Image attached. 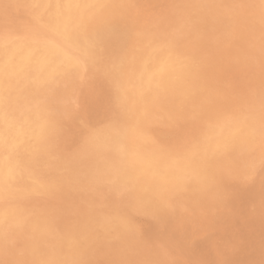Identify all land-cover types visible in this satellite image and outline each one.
<instances>
[{
    "label": "rangeland",
    "instance_id": "obj_1",
    "mask_svg": "<svg viewBox=\"0 0 264 264\" xmlns=\"http://www.w3.org/2000/svg\"><path fill=\"white\" fill-rule=\"evenodd\" d=\"M20 1L21 0H10V1L9 0H5V1L0 0V6H1L0 7V13L3 11V13H1L2 15L0 14V53H4V52L7 53L8 52V53H11L12 55H14L15 53L18 52V50H21L23 48H26L28 50L30 49L29 51L36 50L38 48L37 46H40L41 43H44L45 41L47 42L49 35L52 37V38L50 37V39H53V35H51L52 34L51 23L49 22L50 15L47 13L50 12L49 11L50 4L52 2H55L58 0H50V1L49 0H41V1L40 0H30V2L31 1L32 2L31 3L28 2V4H27L26 0H25V2H23L24 0H22L21 2ZM27 1H29V0H27ZM251 1H252V3H251ZM227 2H228V4H227ZM19 3H21L25 7H23ZM25 3L27 6L28 5L29 6L27 7L25 5ZM242 3H243V5H242ZM31 4L33 6L32 8L30 7ZM99 6H100V4L98 5L97 12L94 14L93 18H90V20L88 22H85V24L88 26L87 32H88L89 40L92 43V49H93L91 52L92 54L91 53H89L87 55L81 54V52L82 53L84 52L83 49L72 50L71 52H74L73 55H75L76 58H77V56L79 58H82L81 56L84 57V58H82L83 60L80 59L81 62H79V60H78V67L75 70H72L71 72H67L63 76V78L60 81L61 85L59 87L53 85L52 83H49L46 85V89H49L46 92L47 93L49 92L56 99V104L58 105V106L55 105L56 110L53 109V111H55L54 112V118H53L54 129L52 130V132L50 134V138H49V144L51 147V154H52V157L54 160H57L59 162H64V163L66 162V165L68 166V169H69V171H67L68 180L63 181L62 178L64 176L61 178H56V180L54 182L58 183L57 185L59 187H57L58 189L55 192H44L41 190L38 191V189H34V190L26 191L20 195L10 196L9 198H4V199L0 198V203H3L5 207L13 209V207H11V206L14 204L13 205L14 209L19 210V216H18L19 218L17 217V219L8 218V217H7V219L5 217H3L2 218L3 221H2V219H0V235H1V237H0V240H1V242H0V247H1L0 248V264H11V263L12 264H20V262H21V264H24L25 261H26L25 264H44L43 259L44 258L46 259L48 257V255H52V254H53L52 256L54 257V259H57L59 261L61 260L60 262H62V264H73V262H74V264H87V263L88 264H98V263H101V264H106V263H108V264H125V263L126 264H147V263L148 264L149 263L150 264H157V263H159V264H162V263L163 264H168V263L169 264H174V263L175 264H178V263L179 264H205V263L206 264H210V263L211 264H214V263H216V264H228L229 262H230L229 264H235V263L238 264L240 261L242 263H239V264H255V263L260 264V263H264V238H263L264 237V226H263L264 223H262V222H264V218H263L264 217V212H263L264 211V198L262 197V195H260L263 192V196H264V186H262V185H264V181H263L264 180V146H263L264 145V140H263L264 139V129L261 130L262 131V139L259 141L261 143L263 142V144L261 146V143L257 142V144L254 146L253 151H252V157L253 158H251L249 160L242 161V159H239V156L236 154V155H232V157L228 158L227 160L215 162V169H214L215 172L213 174L214 175L213 177L215 179L213 178L212 184L210 185L209 190L204 192V194L203 193L200 195L198 194V195H195L194 197L193 196L192 197H185L183 195H180V196H177L176 198L172 199L171 202H167V201H169V200H167L166 202H164L162 205L158 206L157 208L156 207L154 208L152 206H151L152 208H150V206L148 204L144 205V204H140V203L136 202L137 195H139V191H138L137 187L130 186V185H121L120 186L119 184H117L118 174L123 170V168L126 164V159H124L125 155H124V150H123L126 148L125 147L126 144L121 143L120 140H121V138L122 139L127 138L128 140L130 139L129 138L130 136L128 137V133L131 130V128H132L131 126L134 122L129 121V117L132 116V118H133V115H132V113L134 112L133 110H138L141 106L142 107L145 106V105H142L140 103H139V105H141V106L136 105L138 103H134L135 105H131L132 103H131V101H129L130 95L134 89L133 87L136 88L137 85L145 78V76L147 74V65L150 64L151 61L154 60L160 54L173 53L178 58L179 61H181L182 63L186 64L189 67L190 74L187 78V83H186L187 87L189 86L187 89V92H185V90H182V89L174 88L171 92H168V93H163V94L159 93L157 95H150L148 98L151 99L150 103L153 105H148V109H146L145 108L146 106H145L144 107L145 109L143 108L142 109L143 111L142 110L140 111L141 112L139 114L140 116H144V114L147 115L146 118L144 116V121H143L144 124H142L143 127H141V130H142V132L144 131L143 134L145 136L146 142L153 149H155V150L158 149L157 151H159L160 153H162L166 157H169V158L170 157H176V156L182 154L185 149H189L195 145H198L202 140V136H200V134L203 135L206 131V133L211 132L210 135L211 134L213 135L216 132L217 128L221 126V124L228 122V121H231L232 119L233 120L242 119V118L248 119V117H249L250 119L257 120L259 125H262V127L264 128V125H263L264 124V110H263V108H264V92H263V90H264V72H261V71H264V66H263L264 65V60H263V57H264V52H263L264 51L263 50V48H264V35L262 34V33H264V12H263L264 6H261V0H249V1L248 0H146V1L145 0H134V1H132V0H121L117 4H115L113 7L110 6V9H109V7H105V6L104 7L100 6L101 8H99ZM248 6L249 7L254 6V7L249 8ZM223 9H225V10H223ZM250 9H253V10H250ZM27 11L29 13H27ZM128 12H130V13H128ZM258 12H259L261 17L258 15ZM33 13H35L34 14L35 16L33 15ZM38 13L41 15H39ZM161 13L163 15H161ZM4 14H5V16H3ZM24 14H25V17H24ZM46 15H48L47 16L48 18L46 17ZM15 16H16L17 20H16ZM20 16L23 19L20 18ZM120 16H122V17H120ZM250 16H252V17L250 18ZM28 17L30 18V20L31 19L32 20L30 21ZM45 17L47 19H45ZM248 18H249V20H248ZM250 19H251V21H250ZM35 20L37 22H33ZM38 22H40V24L43 27L40 24H38ZM35 23H37V24H35ZM43 23H44V25H43ZM232 23H234V26ZM236 23H237V25H236ZM240 23H241V25H240ZM243 23H245L246 25ZM9 24H10V26H9ZM31 24H33V25H31ZM211 24L213 25V27H211ZM260 24H262V25H260ZM37 25H38V27H40V26L41 27L38 28ZM243 25H245V26H243ZM47 26L49 29L48 28L46 29ZM161 26H163V27H161ZM228 26H230V27H228ZM246 26L248 28L245 29ZM239 27H241V28L244 27L242 29L247 30V31L243 32L241 28L239 29ZM31 28H33V29L30 30ZM36 29H38V30H36ZM231 30L234 32L236 31L237 34L236 33L234 34V32H232ZM237 30H238L239 34H238ZM250 30H253V33H251L252 31H250ZM32 31L35 32V34ZM44 31H46V32H44ZM248 31H250V32L248 33ZM90 32H91V34H90ZM254 32H255V34H254ZM37 33H39L40 35H42V34L45 35L47 37V39L45 40L46 37L44 38V37H42L43 35L40 36L38 34L40 36V38L42 37L41 40L43 41V42L42 41L38 42L40 40H37V38H38ZM240 33H242V35L244 33L245 34L242 36ZM107 34H109V36ZM207 34H210V35H207ZM252 34H253V36H250ZM22 35H24V36H22ZM28 35H30V36L33 35V36L29 37ZM240 35H241V37H240ZM254 35L255 36L257 35L258 37H255ZM14 37H16V38H14ZM237 37H239V39H237ZM43 38L45 41L43 40ZM261 39H263V42ZM244 40H245V42H244ZM250 40L252 43L250 42ZM259 40L262 43L261 42L259 43ZM29 41L31 43H29ZM234 41H236V43ZM242 41L244 43H241L240 44L241 46H240L239 43ZM231 43H232V45H231ZM245 43H247V44H245ZM22 44H24V45H22ZM31 44H33V45H31ZM234 44H237V46H235ZM242 44L244 47L242 46ZM248 44H250V45H248ZM23 46H25V47H23ZM32 46H34V47H32ZM10 47H11V50H10ZM13 47H15V49ZM18 47H19V49H18ZM223 47L225 48V50L226 49L228 50L227 53L229 52V54L231 56H229L226 53V51H224ZM240 47H242L243 49L242 48L239 49ZM259 47L262 48V51H260L261 49ZM229 49H232V50L230 51ZM250 49H252V50H250ZM150 50H153V51H150ZM251 51H253L252 54H251ZM231 52H232V54H231ZM247 52L250 55H252V58L255 60H251V57L247 54ZM244 53H246V55ZM257 53H259L261 55H259V54L257 55ZM233 54H236V56H234ZM241 54L242 55L244 54L243 55L244 57H242ZM232 55L234 56V58ZM239 56H240V58H239ZM253 56L254 57L257 56L256 58L258 59L259 62ZM260 56H262V57H260ZM208 57L209 58L211 57V58L209 59ZM230 57H232V58L230 59ZM95 58H97V59H95ZM248 58H250V59H248ZM215 59H216V61H215ZM241 59H244V60H242V63L240 62ZM221 61H223V62H221ZM234 61H236V62H234ZM243 61H245L247 63V66H245L246 63ZM252 61L255 62L256 66L254 65V63ZM85 62H87V63L85 64ZM90 62H92L93 64ZM248 62L249 63L251 62V64L252 63L253 64L250 65ZM224 63H226V64H224ZM237 63H238V65H237ZM256 63L257 64L260 63L259 64L260 66L259 65L258 66L261 69L259 67L257 68ZM261 64H262V66H261ZM101 65H103V66H101ZM240 65H241V68H238V67H240ZM248 65L251 68H249V69L246 68V67H248ZM211 66H213V67H211ZM214 66H216V67H214ZM232 66H235V67H232ZM253 66H255L254 69L256 71L253 69ZM93 67H94V69H93ZM110 67H111V69H110ZM210 68H211V70H210ZM227 68L229 69L228 74H226ZM234 68H236V70H235L236 72H234ZM244 68H246V69H244ZM91 69L93 70V73H92ZM206 69H208L209 71ZM223 69H224L225 73H224ZM230 69H232V70L230 71ZM243 70H245V72ZM75 71H77L78 73ZM81 71L82 72L84 71L85 73H87V72L88 73L90 72V73H89V75L84 74V75H86V76H84L83 75L84 72L82 73ZM207 71L210 72L209 75L206 74ZM218 72L221 76L218 75ZM254 72H256L257 75H259V78L256 79V77L254 76V74L256 75V73H254ZM245 73H247V74H245ZM77 74H79L80 76ZM212 75H214V78H216L217 81L213 79ZM215 75H217V76H215ZM208 76L209 77L211 76L212 79H210L211 77L209 78ZM227 77H229V78H227ZM79 78H80V80L81 79L82 80L80 81ZM91 78L93 80H91ZM252 78H254V79H252ZM226 79H227V81H226ZM71 80L72 81L74 80V82H72ZM88 80H89V82H88ZM200 80H201V82H200ZM220 80H223V81H221L222 83L220 82ZM228 80H229V82H228ZM244 80H247V81H244ZM134 81H135V83H134ZM206 81H208V82H206ZM236 81H237V83H236ZM242 81H244V84L246 86L243 84ZM90 82L92 83L91 86H90V84H91ZM126 82H129L131 84H128ZM211 82H213V83H211ZM232 82L236 83V84L232 85ZM240 82H242V83H240ZM246 82L248 85L246 84ZM77 83H79V84H77ZM111 83H113V84H111ZM219 83H221V84L219 85ZM224 83H225V86H224ZM80 84L82 85V87L79 86ZM212 84H214V87L216 86L215 88L217 90L213 87ZM217 84L220 86V88ZM253 84L255 87L253 86ZM125 85H127V86H125ZM229 85H231L230 88H229ZM242 85H243V87H242ZM250 85H252V86H250ZM83 86H85L86 88H84ZM248 86L251 89L250 88L248 89L247 88ZM87 87L88 88L90 87V89H88ZM211 87H212V89H211ZM232 87H236V88L238 87V89L241 87L243 89V91L241 88H240V90H238V89L236 90L233 88V91H232V89H231ZM75 88L76 89L80 88L79 90L77 89L78 92H80V90L82 89L81 90L82 92L77 94L76 93L77 90H74ZM227 88H229L230 90ZM84 89H86V90H84ZM208 90H209V92H208ZM226 90L228 93L226 92ZM122 92H123V94H122ZM254 92H256V93H254ZM258 92H260L261 94H258ZM243 93H244V95H243ZM64 94H65V96H64ZM227 94L231 95V96H227ZM232 94H234V95H232ZM73 95H75V96H73ZM124 95H126V96H124ZM255 95L260 97V98L257 97L259 101L256 99ZM225 96H227V98H225ZM261 96H263V97H261ZM103 97H104V99H103ZM125 97H127V99ZM72 98H76V100H74ZM115 98H116V100H115ZM128 98H129V100H128ZM68 99H70V102ZM200 99H202V100H200ZM232 99H234V101ZM126 100L129 101L130 103L127 102ZM152 100L154 101V103ZM73 101H75L76 104H74L75 102H73ZM221 101H223V102H221ZM237 101H240V102H237ZM242 101H243V103H241ZM249 101H251V102H249ZM59 102H60V104H59ZM82 103H84V104L82 105ZM175 103H176V105H175ZM128 104H130V105H128ZM202 104H204V105H202ZM223 104H225V105H223ZM228 104H230V105L228 106ZM62 105H65V106L63 107ZM158 105H160V106H158ZM5 106L9 107L10 109L9 108L8 109L10 111H11V107H12V110L13 109L15 110V105H11V106L10 105H0V107H1L0 113L2 111V108L6 109ZM118 106L120 108H118ZM149 106H150V108H149ZM232 106H234V107L231 108ZM237 106H239V107H237ZM253 106H255L256 108ZM72 107H73V109H72ZM100 107H102V108H100ZM127 107H128V109H127ZM178 107H180V108H178ZM70 108H71V110H70ZM74 108L79 109L80 113L78 112V110L75 111ZM103 108H105V110ZM130 108H131V110H130ZM151 108H152V110H151ZM153 108H155V110ZM96 109H97V111H96ZM184 109H187V110H184ZM228 109L230 111L232 110L233 112L232 111L230 112ZM14 110H13V112H14ZM62 110H64V111H62ZM72 110L74 112H76V113H74V114H76V117L73 114H70L72 112ZM107 110H109V112H107ZM169 110L171 112H169ZM205 110L208 112L206 113ZM59 111H61L62 114ZM119 111L122 112L121 117L118 116V115H120ZM144 111H147L148 113H145ZM183 111L184 112L187 111L189 114L190 113L191 114L189 115V114H187V112H185V114H184ZM193 111H195V112H193ZM217 111H218V114H217ZM95 112H96L97 116L95 115ZM152 112H154V113H152ZM223 112H224L225 118H223L224 117ZM56 113H58V114H56ZM68 113L70 114V116L71 115L72 116L70 117ZM108 113H110V114H108ZM180 113H182L183 115ZM197 113L199 115H197ZM201 113H202V115H200ZM211 113L215 117L212 116ZM231 113H234V115H231ZM103 114H106V115H104V117H103ZM124 114H125V116H123ZM129 114H130V116H129ZM206 114L208 116L211 115L215 120L213 118L212 119L209 118ZM219 114H221V115H219ZM64 115H66V116H64ZM101 115H102V117H101ZM126 115H128V116H126ZM216 115H218V116H216ZM204 116H207V117H204ZM73 117H75V118H73ZM117 117H119V119ZM125 117H126V119L128 117V119L126 121H127V123H129V125H127V124L125 125L126 121H125V123H123V121L125 120ZM198 117H200V118H198ZM201 117L204 118V121ZM217 117L218 118L220 117V118L218 119ZM122 118H123V120H122ZM132 118H130V119H132ZM154 118L157 120L159 119V120L155 122ZM208 118H209V120H212V122H208L209 121ZM226 118L228 120H226ZM150 119L153 120V123L155 122L156 124H153ZM171 119H172V122H169ZM183 119L185 120V122L183 121ZM74 120L76 122L73 123L72 121H74ZM206 120H208V121H206ZM62 121H63V123H62ZM148 121L151 123V124L150 123H148V124L150 126L152 125L150 128H149V125L144 126V125H147ZM160 121H162L161 124L159 123ZM191 121H192V123H191ZM66 122L68 123V125L66 124ZM117 122H118V125H117ZM145 122H146V124H145ZM163 122H165V123H163ZM166 122H168V123H166ZM178 122L179 123L181 122L180 125H181V127L183 126V128L180 127ZM216 122H218V123H216ZM120 123H121V125H120ZM92 124H94V125H92ZM169 124L170 125L177 124L178 127L176 125L170 126ZM62 125H63V128L65 126H67V127H65L63 129ZM154 125L155 126L158 125V126L154 127ZM159 125H161V126H159ZM168 125L170 126V129L168 128ZM208 125H210V126H208ZM211 125H214V126H211ZM83 126L85 128L88 127V129H84ZM164 126L167 129H165ZM120 127H122V128L124 127L123 131L121 130L122 128H120ZM162 127H164V128H162ZM187 127H188V131H187ZM57 128H58V131H57ZM69 128H70V130H68ZM82 128L84 131L83 130L81 131ZM90 128H91V131H89ZM145 128H146V131H145ZM212 128L214 130H212ZM103 129H105V130H103ZM147 129H148V131H147ZM181 129H182V131H181ZM61 130H64V131H61ZM120 130H121V132H120ZM169 130H172V132ZM177 130H179L180 132ZM201 130H203V131H201ZM70 131H72V132H70ZM160 131H162L164 133H162ZM65 132L67 134H70L71 136L70 135L67 136ZM79 133H80V135H79ZM112 133L115 136L110 135ZM167 133H169V134H167ZM180 133L183 135H180ZM174 134H177V135H174ZM193 134H196V135H193ZM149 135L155 139H152ZM188 135H189V137H188ZM197 135L199 137H196ZM58 136H59V138H57ZM74 136L76 137V139ZM111 136H113V137H111ZM73 137H74V140H73ZM93 137L97 138V139H101V141H96L91 145L89 143V140L91 141V138H93ZM147 137L149 139H146ZM171 137H173V138H171ZM70 138H72V139H70ZM190 138H191V140H190ZM151 139L153 141H151ZM168 139L169 140L171 139L172 143ZM72 140L74 141V144H73ZM162 140H163V142H161ZM197 140L199 142H197ZM157 141L159 143H157ZM152 142H154V143H152ZM155 143H157V144H155ZM161 146L163 147V150H162ZM169 146H170V148H168ZM260 148L263 150H261ZM79 149H80L81 153H80ZM164 150L166 152H164ZM178 150H180V151H178ZM260 150L262 152H260ZM185 151H187V150H185ZM86 152H87V154H86ZM258 153H260V154H258ZM110 154H111V156H110ZM116 157L118 158V160L116 159ZM254 157L256 158V161L254 160L255 159ZM119 158H121V159H119ZM259 158H260V160H259ZM228 160H230V161L227 162ZM239 160H241V161H239ZM257 160H258V163H256ZM118 161H120V162L118 163ZM250 161H252V162H250ZM223 162H225V163H223ZM248 162L250 164L252 163V166ZM259 162H260V164H259ZM253 163L254 164L256 163L255 164L256 166H254ZM238 165H239V167H238ZM244 165H246V166H244ZM233 166H234V168H233ZM44 168L47 169V168H49V166L46 165ZM117 168H119V169L116 170ZM240 169H242V170H240ZM248 169L250 170V172ZM224 171H225V173H224ZM233 171H235V172H233ZM98 172H101V173L99 174ZM242 172L244 173L245 176L243 175ZM245 172H246V174H245ZM110 173L112 174L113 177H111ZM113 173L115 175H113ZM101 174H103L105 177ZM221 174H223L222 176H224V177H221ZM252 174H253V177H252ZM216 175L218 176V178ZM239 175H240V177H239ZM249 175H251V177H249ZM114 176H115V178H114ZM233 176H236V178L238 177L237 178L238 180H236L235 177H233ZM241 176H242V178H244V179H242L243 181H240V179H239V178H241ZM72 178H73V180H72ZM105 178H107V179H105ZM110 178H112L113 180ZM225 178L227 179V181L229 180L231 182V184L229 181H228L229 184H228V182L225 183L226 182ZM100 179H102V180H100ZM245 179H246V181H244ZM221 180H223V182ZM231 180H233L235 182H232ZM221 182L223 183L222 184L223 186L221 185ZM219 183H220V185H219ZM240 183L242 186L240 185ZM224 184L227 186H225ZM232 184H233V186H232ZM237 184L240 186L237 187L238 186ZM81 186L84 188H82ZM223 187H225V188L222 189ZM226 187H229V189ZM240 187H241V189H240ZM259 187H261V188L259 189ZM117 188L121 189V190L126 189L128 192H131L132 195H128V196L127 195H122V196L120 195L119 196V195L114 193V189H117ZM134 188H136V189H134ZM258 189L260 190V192ZM110 191H112V192H110ZM235 191L237 194L238 193L239 194L237 195L236 193H234ZM242 191H244V192H242ZM221 192H222V194H221ZM98 193H99V195H98ZM207 193L209 196L207 195ZM218 193L220 195H218ZM246 193H248V194H246ZM55 195L57 196V198ZM62 195H64V196H62ZM234 195H236V196H234ZM225 196L229 197V198H226ZM231 196H233V197H231ZM242 196H244V197H242ZM209 197H210V199H209ZM259 197L260 198L262 197L261 200ZM31 198H32V200H30ZM73 198H76L77 202H79V203L76 204L77 203L76 199L74 200ZM220 198H222L224 201ZM247 198H249V199H247ZM113 199L115 200V202ZM33 200H34V205L32 206L30 204H33ZM103 200H105V202ZM231 200H233V203L231 202ZM15 201H16V203H14ZM28 201H30V202H28ZM121 201H123V202H121ZM48 202H49V204H48ZM100 202H102V204ZM106 202L109 203V205ZM196 202L198 205L196 204ZM17 203H19V204H17ZM62 203H63V205H62ZM69 203H71V204L69 205ZM120 203H121V205H118ZM167 203L169 204V206ZM225 203H226V205H225ZM3 204H2V206H3ZM24 204H26L27 206ZM124 204H125V208H124ZM176 204H178V205H176ZM219 204L221 206L217 209L216 207H218L217 205H219ZM20 205H21V207H20ZM104 205H105V208H103ZM110 205H112V207L114 205L115 206L114 208L121 206L119 209H116L117 211L119 210L120 212L119 211L117 212L114 208H110ZM116 205H117V207H116ZM126 205L129 207H126ZM201 205L203 208L201 207ZM206 205L207 206L211 205L214 209L211 206L210 207L208 206L209 208H206ZM231 205H232V208H230ZM204 206H205V209H204ZM244 206L246 207V209L244 208ZM17 207H19V208H17ZM106 207L109 210H107ZM131 207H134V209L136 208V210H141L143 212V214H145V215H149L150 210H151L152 213H150V215H149L150 218L148 216H147L148 217L147 218L144 215L146 217V219H145V217L143 216L142 213L141 214L143 217L141 215H139L140 211H138L139 213H137L134 209H130ZM223 207H226V209ZM228 207H229V209H228ZM241 207H243V208H241ZM126 208H127V212H126L127 215L126 214L122 215L121 212L124 211L123 212V214H124ZM128 208L130 210H134V211H128L129 210ZM146 208L147 209L150 208V209H148V211H147ZM172 208L174 211L172 210ZM177 208H179V209H177ZM121 209H122V211H121ZM154 209L157 212H155ZM206 209L207 210L209 209L208 214H206L207 213ZM163 210H165V212ZM183 210H185V211H183ZM253 210H254V212L257 211V212H255L254 215H253ZM258 210H260V211H258ZM36 212L38 214H36ZM159 213H161V215H163V216L167 213L166 215H169V216L165 215L164 217L163 216L159 217V215H160ZM174 213L176 214V216H177L176 218H178V220H175L176 218H174V215H175ZM246 213H248V214L246 215ZM119 214H121V215H119ZM154 214H156V215H154ZM180 215L183 218H181ZM251 215H253V216H251ZM257 215H259V216H257ZM207 216L209 218H207ZM210 216H212V218ZM241 216L243 217V219L241 218ZM120 217L126 218L127 221L130 220V222H126L125 219L123 220V218H120ZM158 217L163 218V219H158ZM169 217L173 218V219H166ZM184 217H186V218H184ZM189 217L192 219H190ZM193 217H195V218H193ZM227 217H230V219L229 218L227 219ZM259 217L261 220L258 219ZM244 218L246 219L245 221H244ZM5 219H6V222H5ZM99 219H106L109 221H117V220L119 221V219H120L123 222L125 221L124 222L125 225L123 226L124 228L122 227L123 229L121 228L120 230H116L117 228H114L113 226H111V227H113V231H111V227H110V228L106 229L104 232V229H102L100 227V223L99 224L97 223ZM147 219H150V220H147ZM152 219L154 221H151ZM189 219L191 220V222ZM204 219H205V221H204ZM209 219L210 220L213 219L212 222ZM219 219H220V221H219ZM36 220L38 222H40L41 224H43V227L45 230V235H46L45 237H42L41 235H43V234H41V233L39 234L37 232V230H36L37 228L34 226V223H37ZM155 220H157L156 223L157 222L159 223L160 222L159 220H163V221H162V223L160 222L159 224L158 223L156 224ZM249 220H250V222H249ZM8 221L11 224L7 223ZM75 221H76V224H75ZM149 221H150L151 225L149 224ZM172 221H174V222H172ZM198 221H200V222H198ZM223 221H224V223H223ZM84 222L86 225L84 224ZM194 222L196 223V225ZM221 222H222V224H221ZM3 223H5V224H3ZM16 223L19 226H17ZM128 223H129V225H128ZM130 223H132V224H130ZM170 223L172 225H169ZM189 223L190 224L193 223V224L190 226ZM217 223H219L220 225ZM226 223H227V225H226ZM231 223H232V226L230 225ZM260 223L262 225H259ZM173 224H175V225H173ZM127 225H128V227H127ZM132 225H134V226H132ZM197 225H198V227H197ZM202 225H205V226H202ZM213 225H215L216 227ZM241 225H243V226H241ZM252 225H253V229H252ZM4 226H6V228ZM167 226H168V229H167ZM193 226H196V228ZM210 226H211V228H210ZM223 226H224V228H223ZM257 226L260 228H257ZM3 227H4V229H3ZM162 227H163V229H162ZM10 228L13 230H10ZM233 228H235V229H233ZM109 229L111 232H106V231H109ZM137 229H138V231H137ZM151 229H152V231H151ZM157 229H159V230H157ZM197 229H199L198 230L199 232H197ZM224 229H226V230L224 231ZM249 229H251V230H249ZM3 230H5V231H3ZM6 230H7V233H6ZM85 230H87V231H85ZM172 230L174 232H172ZM178 230H181V231L179 232ZM209 230H210V232H209ZM88 231L90 233H87ZM168 231H169V233H168ZM204 231H206V232H204ZM253 231L254 232L256 231V232L252 233ZM11 232H14L15 235H13L14 233H11ZM47 232H48V234H47ZM194 232H197V234ZM230 232H231V234H228ZM246 232H247V234H246ZM16 233H18V234H16ZM19 233H21V234H19ZM174 233L176 236L174 235ZM177 233H179V234H177ZM184 234L185 235L187 234V235L185 236ZM237 234H239V235L237 236ZM259 234H260V236H259ZM2 235H4V236H2ZM10 235H12L13 237ZM30 235H32V236H30ZM90 235H92L91 237H93V238H91ZM169 235H170V237H168ZM249 235H250V239H248ZM7 236H8V239L6 240ZM171 236L173 237V239ZM187 236H189V237H187ZM214 236H215V238H213ZM239 236H240V238H238ZM243 236L246 239H244ZM3 237L5 239H3ZM17 237H18V239H17ZM95 237H96V241L94 240ZM97 237L98 238L101 237L100 239L103 241H100ZM111 237H112V239H114V238L115 239L119 238V239L113 240V242H112L111 241L112 239H110ZM138 237L139 238L141 237L140 238L141 240ZM175 237H179V240ZM106 238L107 239L109 238L108 240L110 242ZM174 238H175V240H174ZM227 238L230 240H228ZM49 239H50V241H49ZM130 239L132 240V242L130 241ZM142 239H144V240H142ZM176 239H177L178 243L176 242ZM205 239H207V240H205ZM219 239H221V241H219ZM253 240H255V241H253ZM257 240H259V242ZM142 241H145V244H144V242L142 244ZM173 241H175V242H173ZM2 242H3V244H2ZM5 243H6V245H5ZM132 243H134L135 245ZM140 243H141V245H140ZM233 243H234V245H236L235 247L233 246ZM245 243H246V245H245ZM254 243L255 244L257 243V244L255 245ZM66 244L77 246L79 248V252L77 253V255L70 258L67 261H66V258L64 257L65 256L64 255V252H65L64 246ZM97 244H99V245H97ZM101 244L103 246H100ZM184 244H186V247ZM191 244H192V246H191ZM215 244L218 245V247ZM224 244H226V245L224 246ZM151 245L154 248L151 247ZM158 245H159V247H158ZM24 246H26V247H24ZM118 246H119V248H118ZM187 246L188 247L190 246V247L188 248ZM251 246L254 248H252ZM6 247H8V248H6ZM31 247H33V248L31 249ZM94 247H96V248H94ZM122 247H125V248H123V250H121ZM236 247H238V249ZM98 248H99V250H98ZM219 248L222 250H219ZM227 248L229 249V252H228ZM257 248H259L258 250H260V251L262 250V251L261 252L258 251ZM132 249L134 250V252H132L133 255L136 252V254H135L136 256L135 255L132 256V253H130V251ZM199 249H200V251H198ZM113 250H115V251H113ZM60 251H62L63 253ZM209 251H210V254H209ZM219 251H222V252H219ZM59 252L62 254H59ZM262 252H263V254H262ZM12 253H13V256H15L16 258L15 257L13 258ZM30 253H31V255H30ZM42 253H43V255H42ZM139 253H140V255H139ZM218 253L220 255H218ZM8 254H9V256H8ZM166 254H169V255H166ZM205 254H207L206 255L207 257L205 256ZM223 254H224V256H223ZM244 254H245V256H244ZM252 254H253V256H252ZM138 255H139V258H138ZM159 255H161V256H159ZM255 255H257V256H255ZM6 257H7V259H6ZM61 258H63V259H61ZM230 258L232 259L233 262L231 261ZM87 259H89V260H87ZM207 259L209 261H211V260L212 261L209 262ZM221 260H223V261H221ZM243 260H246V262ZM258 260H259V263H258ZM22 261H23V263H22ZM41 261H42V263H41ZM63 261H64V263H63ZM163 261H165V262H163Z\"/></svg>",
    "mask_w": 264,
    "mask_h": 264
},
{
    "label": "bare ground",
    "instance_id": "obj_2",
    "mask_svg": "<svg viewBox=\"0 0 264 264\" xmlns=\"http://www.w3.org/2000/svg\"><path fill=\"white\" fill-rule=\"evenodd\" d=\"M5 1V0H4ZM10 1V0H9ZM22 1V0H21ZM20 1V2H21ZM41 1V0H40ZM50 1V0H49ZM119 1H121V0H58V1H55V2H52L51 4H50V9H49V11L51 12H49V13H47V14H49L50 15V17H49V22L51 23V30H52V34L51 35H53V39H50V35L48 36L49 38H48V40H47V42L45 41L46 39H47V37L45 36V35H40L39 33H37V35L39 34L40 36H42V37H46L45 38V40H44V38H43V40L45 41L44 43H41V45L40 46H37L38 48L36 49V50H32V51H29L28 49H26V48H23V49H21V50H18L19 49V47H18V52L17 53H15L14 55H12L11 53H6V52H4V53H0V105H15V110H14V112H13V110H12V107H11V111L9 110L10 108L9 107H6V109H3L2 108V111H1V113H0V198H2V199H4V198H9L10 196H16V195H20V194H22V193H24V192H26V191H29V190H34V189H38V184L39 183H41V182H49V181H55L56 180V178H61V177H63L62 179H63V181H67L68 180V176H67V171H69V169H68V166L66 165V162L64 163V162H59V161H57V160H54L53 159V157H52V154H51V147H50V144H49V138H50V134H51V132H52V130L54 129V123H53V118H54V112L55 111H53V109H55L56 110V106L55 105H57L56 104V99L48 92H46L47 90H49V89H46V85L47 84H49V83H52L53 85H55V86H57V87H59L61 84H60V81H61V79L63 78V76L67 73V72H71L72 70H75L77 67H78V60H79V62H81V60H83L82 58H84L83 56H81L82 58H79L78 56H77V58L75 57V55H73V53L74 52H71L72 50H77V49H83L84 51L86 50L87 51V53L89 54V53H91L92 52V43H91V41L89 40V36H88V32H87V25L85 24V22H88L89 20H90V18H93V16H94V14L97 12V9H98V5L100 4V6L101 7H109V9H110V6L111 7H113L115 4H117ZM132 1H134V0H132ZM146 1V0H145ZM249 1V0H248ZM7 2V1H6ZM23 2H25V0L23 1ZM26 2H27V4H28V2H30V0L29 1H27L26 0ZM32 2V1H31ZM30 2V3H31ZM37 2V1H36ZM129 2V1H128ZM144 2V1H143ZM186 2V1H185ZM214 2V1H213ZM243 2V1H242ZM240 3V2H239ZM245 3V2H244ZM251 3H252V1H251ZM5 4V3H4ZM19 4H21V3H19ZM123 4V3H122ZM143 4V3H142ZM220 4V3H219ZM227 4H228V2H227ZM230 4V3H229ZM247 4V3H246ZM260 4V3H259ZM2 5V4H1ZM9 5V4H8ZM22 5V4H21ZM25 5H26V3H25ZM48 5V4H47ZM90 5H92L93 7H89ZM242 5H243V3H242ZM245 5V4H244ZM253 5V4H252ZM23 6V5H22ZM27 6V5H26ZM29 6V5H28ZM27 6V7H28ZM49 6V5H48ZM47 6V7H48ZM99 6V8H101ZM223 6V5H222ZM1 7V6H0ZM11 7V6H10ZM16 7V6H15ZM23 7H25V6H23ZM31 8L33 7L32 6V4H31V6H30ZM36 7V6H35ZM131 7V6H130ZM137 7V6H136ZM193 7V6H192ZM249 7V6H248ZM247 7V8H248ZM252 7H254V6H252ZM252 7H249V8H252ZM6 8V7H5ZM17 8V7H16ZM40 8V7H39ZM204 8V7H203ZM242 8V7H241ZM248 8V9H249ZM260 8V7H259ZM29 9V8H28ZM34 9V8H33ZM138 9V8H137ZM160 9V8H159ZM238 9V8H237ZM240 9V8H239ZM263 9V8H262ZM7 10V9H6ZM38 10V9H37ZM106 10V9H105ZM205 10V9H204ZM223 10H225V9H223ZM235 10V9H234ZM250 10H253V9H250ZM261 10V9H260ZM264 10V9H263ZM144 11V10H143ZM152 11V10H151ZM154 11V10H153ZM168 11V10H167ZM248 11V10H247ZM7 12V11H6ZM25 12V11H24ZM44 12V11H43ZM141 12V11H140ZM257 12V11H256ZM264 12V11H263ZM1 13H3V11L1 12ZM0 13V14H1ZM27 13H29L28 11H27ZM31 13V12H30ZM128 13H130V12H128ZM229 13V12H228ZM245 13V12H244ZM19 14V13H18ZM21 14V13H20ZM35 13H33V15H34ZM39 14V13H38ZM180 14V13H179ZM219 14V13H218ZM249 14V13H248ZM256 14V13H255ZM2 15V14H1ZM31 15V14H30ZM39 15H41V14H39ZM43 15V14H42ZM156 15V14H155ZM161 15H163L162 13H161ZM213 15V14H212ZM216 15V14H215ZM250 15V14H249ZM258 15L260 16V14H259V12H258ZM3 16H5V14L3 15ZM13 16V15H12ZM32 16V15H31ZM30 16V17H31ZM35 16V15H34ZM48 15H46V17H47ZM104 16V15H103ZM145 16V15H144ZM153 16V15H152ZM221 16V15H220ZM223 16V15H222ZM255 16V15H254ZM11 17V16H10ZM18 17V16H17ZM24 17H25V14H24ZM38 17V16H37ZM43 17V16H42ZM41 17V18H42ZM45 17V19H47ZM120 17H122V16H120ZM154 17V16H153ZM162 17V16H161ZM212 17V16H211ZM252 16H250V18H251ZM261 17V16H260ZM14 18V17H13ZM15 18H16V16H15ZM20 18H22L21 16H20ZM29 18V17H28ZM44 18V17H43ZM97 18V17H96ZM235 18V17H234ZM3 19V18H2ZM1 19V20H2ZM23 19V18H22ZM35 19V18H34ZM33 19V20H34ZM13 20V19H12ZM16 20H17V18H16ZM29 20H30V18H29ZM32 20V19H31ZM30 20V21H31ZM41 20V19H40ZM148 20V19H147ZM165 20V19H164ZM248 20H249V18H248ZM253 20V19H252ZM19 21V20H18ZM23 21V20H22ZM42 21V20H41ZM40 21V22H41ZM45 21V20H44ZM48 21V20H47ZM46 21V22H47ZM96 21V20H95ZM158 21V20H157ZM250 21H251V19H250ZM249 21V22H250ZM257 21V20H256ZM255 21V22H256ZM29 22V21H28ZM33 22H37L36 20L35 21H33ZM40 22H38V24H40ZM43 22V21H42ZM146 22V21H145ZM193 22V21H192ZM230 22V21H229ZM32 23V22H31ZM136 23V22H135ZM253 23V22H252ZM251 23V24H252ZM261 23V22H260ZM34 24V23H33ZM33 24H31V25H33ZM35 24H37V23H35ZM48 24V23H47ZM92 24V23H91ZM210 24V23H209ZM233 24V26H234V23H232ZM243 24H245V23H243ZM258 24V23H257ZM3 25V24H2ZM41 25V24H40ZM39 25V26H40ZM43 25H44V23H43ZM46 25V24H45ZM50 25V24H49ZM151 25V24H150ZM163 25V24H162ZM236 25H237V23H236ZM240 25H241V23H240ZM246 25V24H245ZM245 25H243V26H245ZM256 25V24H255ZM260 25H262V24H260ZM9 26H10V24H9ZM23 26V25H22ZM42 26V25H41ZM40 26V27H41ZM154 26V25H153ZM257 26V25H256ZM14 27V26H13ZM37 27H38V25H37ZM40 27H38V28H40ZM43 27V26H42ZM161 27H163V26H161ZM178 27V26H177ZM211 27H213V25L211 24ZM215 27V26H214ZM228 27H230V26H228ZM259 27V26H258ZM48 28V26L46 27V29ZM238 28V27H237ZM241 27H239V29H240ZM242 28H244V27H242ZM241 28V29H242ZM246 28H248L247 26L245 27V29ZM254 28V27H253ZM33 28H31L30 30H32ZM49 29V28H48ZM164 29V28H163ZM181 29V28H180ZM230 29V28H229ZM260 29V28H259ZM258 29V30H259ZM36 30H38V29H36ZM97 30V29H96ZM151 30V29H150ZM159 30V29H158ZM234 30V29H233ZM255 30V29H254ZM257 30V31H258ZM262 30V29H261ZM41 31V30H40ZM232 31V30H231ZM242 31L244 32V31H247V30H244V29H242ZM250 31H252L251 33H253V30H250ZM250 31H248V33L250 32ZM33 32V31H32ZM44 32H46V31H44ZM169 32V31H168ZM232 32H234V31H232ZM237 32H238V30H237ZM260 32V31H259ZM20 33V32H19ZM22 33V32H21ZM34 34H35V32H33ZM99 33V32H98ZM236 33V31L234 32V34ZM250 33V34H251ZM258 33V32H257ZM49 34V33H48ZM90 34H91V32H90ZM126 34V33H125ZM237 34V33H236ZM238 34H239V32H238ZM241 35H242V33H240ZM245 34V33H244ZM243 34V35H244ZM254 34H255V32H254ZM263 35H264V33H262ZM38 35V38H37V40H40V41H38V42H41L42 40H41V38H40V36ZM108 36H109V34H107ZM207 35H210V34H207ZM241 35H240V37H241ZM242 35V36H243ZM4 36V35H3ZM6 36V35H5ZM22 36H24V35H22ZM29 37H31V36H33V35H28ZM192 36V35H191ZM231 36V35H230ZM238 36V35H237ZM250 36H253V34L252 35H250ZM255 36V35H254ZM193 37V36H192ZM201 37V36H200ZM206 37V36H205ZM233 37V36H232ZM255 37H258L257 35L255 36ZM14 38H16V37H14ZM24 38V37H23ZM52 38V37H51ZM118 38V37H117ZM248 38V37H247ZM162 39V38H161ZM164 39V38H163ZM193 39V38H192ZM237 39H239V37H237ZM245 39V38H244ZM253 39V38H252ZM255 39V38H254ZM36 40V39H35ZM203 40V39H202ZM201 40V41H202ZM230 40V39H229ZM249 40V39H248ZM262 40V42H263V39H261ZM200 41V42H201ZM240 41V40H239ZM43 42V41H42ZM193 42V41H192ZM204 42V41H203ZM225 42V41H224ZM232 42V41H231ZM235 43H236V41H234ZM244 42H245V40H244ZM243 41L242 42H240L239 43V45L241 44V43H244ZM249 42V41H248ZM250 42H251V40H250ZM261 41L259 40V43H260ZM261 42V43H262ZM29 43H31L30 41H29ZM252 43V42H251ZM250 43V44H251ZM39 44V43H38ZM227 44V43H226ZM245 44H247V43H245ZM250 44H248V45H250ZM22 45H24V44H22ZM27 45V44H26ZM31 45H33V44H31ZM212 45V44H211ZM210 45V46H211ZM230 45V44H229ZM231 45H232V43H231ZM235 46H237V44H234ZM18 46V45H17ZM164 46V45H163ZM228 46V45H227ZM241 46V45H240ZM242 46H243V44H242ZM257 46V45H256ZM255 46V47H256ZM259 46V45H258ZM23 47H25V46H23ZM32 47H34V46H32ZM112 47V46H111ZM110 47V48H111ZM170 47V46H169ZM229 47V46H228ZM244 47V46H243ZM261 47V46H260ZM259 47V48H260ZM14 49H15V47H13ZM30 48V47H29ZM205 48V47H204ZM213 48V47H212ZM231 48V47H230ZM242 47H240L239 49H241ZM249 48V47H248ZM33 49V48H32ZM145 49V48H144ZM203 49V48H202ZM223 49H224V51H226V53H227V49L225 50V48L223 47ZM236 49V48H235ZM243 49V48H242ZM246 49V48H245ZM254 49V48H253ZM261 50L260 51H262V48H260ZM10 50H11V47H10ZM204 50V49H203ZM230 51L232 50V49H229ZM250 50H252V49H250ZM263 50H264V48H263ZM4 51V50H3ZM16 51V50H15ZM150 51H153V50H150ZM159 51V50H158ZM255 51V50H254ZM259 51V52H260ZM210 52V51H209ZM249 52V51H248ZM247 52V54L251 57V60H255V59H253L252 58V55H250L249 53ZM252 52L253 51H251V54H252ZM256 52V51H255ZM264 52V51H263ZM225 53V54H226ZM76 54V53H75ZM81 54H82V52H81ZM92 54V53H91ZM186 54V53H185ZM229 56H231L230 54H229V52L227 53ZM231 54H232V52H231ZM237 54V53H236ZM236 54H233L234 56H236ZM240 54V53H239ZM245 55H246V53H244ZM243 54V55H244ZM259 53H257V55H258ZM132 55V54H131ZM130 55V56H131ZM208 55V54H207ZM210 55V54H209ZM232 55V56H233ZM242 55V54H241ZM242 55V57H244ZM259 55H261V54H259ZM213 56V55H212ZM217 56V55H216ZM234 56H233V58H234ZM153 57V56H152ZM185 57V56H184ZM223 57V56H222ZM254 57V56H253ZM257 56H255L254 58H256ZM260 57H262V56H260ZM114 58V57H113ZM130 58V57H129ZM204 58V57H203ZM209 58V57H208ZM211 58V57H210ZM209 58V59H210ZM227 58V57H226ZM232 57H230V59H231ZM239 58H240V56H239ZM81 59V60H80ZM95 59H97V58H95ZM99 59V58H98ZM101 59V58H100ZM123 59V58H122ZM185 59V58H184ZM229 59V58H228ZM248 59H250V58H248ZM257 59V58H256ZM260 59V58H259ZM86 60V59H85ZM88 60V59H87ZM130 60V59H129ZM200 60V59H199ZM198 60V61H199ZM240 60V59H239ZM242 60H244V59H241V63H242ZM246 60V59H245ZM263 60H264V57H263ZM98 61V60H97ZM124 61V60H123ZM209 61V60H208ZM215 61H216V59H215ZM231 61V60H230ZM257 61H258V59H257ZM88 62V61H87ZM87 62H85V64L87 63ZM221 62H223V61H221ZM234 62H236V61H234ZM243 62H245V61H243ZM253 62V61H252ZM259 62V61H258ZM90 63H92V62H90ZM215 63V62H214ZM240 63V64H241ZM246 63V62H245ZM249 63V62H248ZM254 63V65H255V62H253ZM252 63V64H253ZM84 64V65H85ZM93 64V63H92ZM111 64V63H110ZM224 64H226V63H224ZM250 65H252L251 64V62L249 63ZM257 64V63H256ZM260 64V63H259ZM259 64H257V68L260 66ZM89 65V64H88ZM96 65V64H95ZM196 65V64H195ZM234 65V64H233ZM237 65H238V63H237ZM236 65V66H237ZM243 65V64H242ZM259 65V66H258ZM86 66V65H85ZM101 66H103V65H101ZM229 66V65H228ZM245 66H247V63L245 64ZM256 66V65H255ZM255 66H253V69H254V67ZM261 66H262V64H261ZM264 66V65H263ZM113 67V66H112ZM211 67H213V66H211ZM214 67H216V66H214ZM223 67V66H222ZM231 67V66H230ZM232 67H235V66H232ZM244 67V66H243ZM105 68V67H104ZM221 68V67H220ZM229 68V67H228ZM227 68V73L226 74H228L229 72H228V69ZM238 68H241V65H240V67H238ZM246 68H251V67H249V65H248V67H246ZM246 68H244V69H246ZM260 68V67H259ZM83 69V68H82ZM86 69V68H85ZM90 69V68H89ZM93 69H94V67H93ZM110 69H111V67H110ZM217 69V68H216ZM225 69V68H224ZM224 69H223V71H224ZM252 69V70H253ZM261 69V68H260ZM81 70V69H80ZM87 70V69H86ZM206 70H208V69H206ZM210 70H211V68H210ZM213 70V69H212ZM232 69H230V71H231ZM236 70V68H234V72H236L235 71ZM255 70V69H254ZM90 71V70H89ZM91 71H92V73H93V70L91 69ZM90 71V72H91ZM95 71V70H94ZM124 71V70H123ZM209 71V70H208ZM206 72V74H208L209 75V73L210 72ZM222 71V70H221ZM244 72H245V70H243ZM256 71V70H255ZM75 72H77V71H75ZM82 72V71H81ZM84 72V71H83ZM82 72V73H83ZM87 72V71H86ZM89 72V73H90ZM102 72V71H101ZM215 72V71H214ZM261 72H264V71H261ZM260 72V73H261ZM78 73V72H77ZM80 73V72H79ZM89 73L87 72V73H83V75L84 74H88L89 75ZM205 73V72H204ZM216 73V72H215ZM221 73V72H220ZM224 73H225V71H224ZM254 73H256V72H254ZM253 73V74H254ZM71 74V73H70ZM97 74V73H96ZM189 74H190V70H189V67L186 65V64H184V63H182L181 61H179L178 60V58L173 54V53H166V54H160L159 56H157L154 60H152L151 61V63L150 64H148L147 65V74H146V76H145V78L137 85V87L135 88V87H133L134 89H133V91L131 92V95H130V100H129V98H128V100L129 101H131V105H135L134 103H138V104H136V105H139V103L140 104H142V105H145V106H141V105H139V106H141L138 110H133L134 112L132 113V115H133V118H132V116L131 117H129V121H132V122H134L133 124H132V128H131V130L129 131V133H128V137L130 138L129 140L126 138V139H122L121 138V140H120V142L121 143H123V144H126L125 145V149H123L124 150V155H125V158L124 159H126V164H125V166H124V168H123V170L118 174V178H117V184H119L120 186L121 185H130V186H135V187H137V189H138V191H139V195H137V199H136V202H138V203H140V204H144V205H146V204H148L149 206H150V208H152V207H158V206H160V205H162L164 202H166L167 200H169V201H167V202H171V200L172 199H174V198H176L177 196H180V195H183V196H185V197H194L195 195H200V194H204V192H206V191H208L209 190V188H210V185L212 184V180H213V174H214V172H215V162H217V161H224V160H227L228 158H231L232 157V155H238L239 156V159H242V161H245V160H249V159H251V158H253L252 157V151H253V148H254V146L257 144V142H259L261 139H262V129H264L263 127H262V125H259V123L257 122V120H255V119H250L249 117H248V119L246 118H242V119H236V120H231V121H228V122H225V123H223V124H221V126L220 127H218L217 128V130H216V132L212 135H210V133H206V131H205V133L202 135V134H200V136H202V140H201V142L198 144V145H195V146H193V147H191V148H189V149H185V150H187V151H185L184 150V152L182 153V154H180V155H178V156H176V157H166V156H164L162 153H160L159 151H157V150H155V149H153L147 142H146V140H145V136H144V134H143V132H142V130H141V127H143V125L142 124H144L143 123V121H144V116H145V118H146V116L147 115H145L144 114V116H140L139 114L141 113L140 111L145 107L146 109H148V105H153V104H151L150 103V100L151 99H149L148 97L150 96V95H157V94H159V93H161V94H163V93H168V92H171L174 88H176V89H182V90H185V92H187V89H188V87H187V78H188V76H189ZM245 74H247V73H245ZM77 75H79V74H77ZM101 75V74H100ZM106 75V74H105ZM211 75V74H210ZM218 75H220L219 74V72H218ZM69 76V75H68ZM75 76V75H74ZM80 76V75H79ZM84 76H86V75H84ZM98 76V75H97ZM108 76V75H107ZM205 76V75H204ZM213 76V79L214 80H216V78H214V75H212ZM215 76H217V75H215ZM221 76V75H220ZM254 76L256 77V79L257 78H259V75H257V73H256V75L254 74ZM258 76V77H257ZM66 77V76H65ZM110 77V76H109ZM138 77V76H137ZM209 77V76H208ZM211 77V76H210ZM209 77V78H210ZM86 78V77H85ZM203 78V77H202ZM227 78H229V77H227ZM248 78V77H247ZM251 78V77H250ZM128 79V78H127ZM210 79H212V77L210 78ZM231 79V78H230ZM252 79H254V78H252ZM261 79V78H260ZM69 80V79H68ZM79 80H80V78H79ZM82 80V79H81ZM80 80V81H81ZM91 80H93L92 78H91ZM72 81V80H71ZM76 81V80H75ZM78 81V80H77ZM123 81V80H122ZM211 81V80H210ZM217 81V80H216ZM221 81H223V80H220V82ZM226 81H227V79H226ZM225 81V82H226ZM231 81V80H230ZM244 81H247V80H244ZM244 81H242L243 82V84H244ZM72 82H74V80L72 81ZM87 82V81H86ZM88 82H89V80H88ZM116 82V81H115ZM125 82V81H124ZM200 82H201V80H200ZM206 82H208V81H206ZM228 82H229V80H228ZM242 82H240V83H242ZM249 82V81H248ZM66 83V82H65ZM83 83V82H82ZM81 83V84H82ZM91 83V82H90ZM126 83H128V84H131V83H129V82H126ZM134 83H135V81H134ZM211 83H213V82H211ZM210 83V84H211ZM222 83V82H221ZM221 83H219V85L221 84ZM236 83H237V81H236ZM236 83H233L232 82V85L233 84H236ZM261 83V82H260ZM77 84H79V83H77ZM79 85V86H81L82 87V85ZM102 84V83H101ZM111 84H113V83H111ZM124 84V83H123ZM122 84V85H123ZM194 84V83H193ZM227 84V83H226ZM246 84H247V82H246ZM86 85V84H85ZM88 85V84H87ZM92 85V83L90 84V86ZM94 85V84H93ZM208 85V84H207ZM213 85V87H214V84H212ZM218 85V84H217ZM218 85V86H219ZM241 85V84H240ZM245 85V84H244ZM248 85V84H247ZM257 85V84H256ZM260 85V84H259ZM263 85V84H262ZM65 86V85H64ZM125 86H127V85H125ZM211 86V85H210ZM209 86V87H210ZM224 86H225V83H224ZM230 86L231 85H229V88H230ZM246 86V85H245ZM250 86H252V85H250ZM253 86H254V84H253ZM73 87V86H72ZM77 87V86H76ZM84 88H86L85 86H83ZM131 87V86H130ZM216 87V86H215ZM214 87V88H215ZM242 87H243V85H242ZM255 87V86H254ZM259 87V86H258ZM88 88V87H87ZM95 88V87H94ZM213 88V89H214ZM219 88H220V86H219ZM229 88H227V89H229ZM233 88L234 89H238V87L236 88V87H232L231 89H232V91H233ZM241 88V87H240ZM240 88L238 89V90H240ZM248 89L250 88L249 86L247 87ZM71 89V88H70ZM73 89V88H72ZM78 89V88H77ZM76 88L74 89V90H77ZM80 89V88H79ZM78 89V90H79ZM88 89H90V87L88 88ZM92 89V88H91ZM104 89V88H103ZM211 89H212V87H211ZM216 89V88H215ZM214 89V90H215ZM224 89V88H223ZM222 89V90H223ZM226 89V88H225ZM242 89V88H241ZM251 89V88H250ZM256 89V88H255ZM261 89V88H260ZM59 90V89H58ZM67 90V89H66ZM65 90V91H66ZM78 90L76 91V93L78 94V93H80V92H82L81 90H80V92H78ZM84 90H86V89H84ZM217 90V89H216ZM220 90V89H219ZM230 90V89H229ZM60 91V90H59ZM121 91V90H120ZM123 91V90H122ZM242 91H243V89H242ZM241 91V92H242ZM254 91V90H253ZM54 92V91H53ZM67 92V91H66ZM75 92V91H74ZM99 92V91H98ZM125 92V91H124ZM203 92V91H202ZM208 92H209V90H208ZM211 92V91H210ZM216 92V91H215ZM223 92V91H222ZM226 92H227V90H226ZM239 92V91H238ZM263 92H264V90H263ZM55 93V92H54ZM68 93V92H67ZM87 93V92H86ZM212 93V92H211ZM224 93V92H223ZM228 93V92H227ZM230 93V92H229ZM245 93V92H244ZM244 93H243V95H244ZM254 93H256V92H254ZM53 94V93H52ZM69 94V93H68ZM85 94V93H84ZM107 94V93H106ZM122 94H123V92H122ZM226 94V93H225ZM224 94V95H225ZM258 94H261L260 92H258ZM59 95V94H58ZM112 95V94H111ZM214 95V94H213ZM232 95H234V94H232ZM236 95V94H235ZM242 95V96H243ZM247 95V94H246ZM64 96H65V94H64ZM73 96H75V95H73ZM124 96H126V95H124ZM205 96V95H204ZM222 96V95H221ZM227 96H231V95H228L227 94ZM227 96H225V98H227ZM250 96V95H249ZM256 96V99L258 100V98L257 97H259V96H257V95H255ZM108 97V96H107ZM236 97V96H235ZM261 97H263V96H261ZM69 98V97H68ZM102 98V97H101ZM126 99H127V97H125ZM210 98V97H209ZM220 98V97H219ZM223 98V97H222ZM238 98V97H237ZM260 98V97H259ZM72 99H74V100H76V98H72ZM71 99V100H72ZM84 99V98H83ZM103 99H104V97H103ZM211 99V98H210ZM217 99V98H216ZM230 99V98H229ZM242 99V98H241ZM59 100V99H58ZM69 100V102H70V99H68ZM114 100V99H113ZM115 100H116V98H115ZM200 100H202V99H200ZM209 100V99H208ZM226 100V99H225ZM233 101H234V99H232ZM247 100V99H246ZM67 101V100H66ZM96 101V100H95ZM109 101V100H108ZM127 101V100H126ZM129 101H127V102H129ZM153 101V100H152ZM151 101V102H152ZM160 101V100H159ZM181 101V100H180ZM220 101V100H219ZM254 101V100H253ZM259 101V100H258ZM73 102H75V101H73ZM124 102V101H123ZM221 102H223V101H221ZM237 102H240V101H237ZM249 102H251V101H249ZM62 103V102H61ZM85 103V102H84ZM84 103H82V105L84 104ZM106 103V102H105ZM111 103V102H110ZM117 103V102H116ZM130 103V102H129ZM153 103H154V101H153ZM158 103V102H157ZM193 103V102H192ZM235 103V102H234ZM241 103H243V101L241 102ZM258 103V102H257ZM59 104H60V102H59ZM74 104H76V102L74 103ZM127 104V103H126ZM198 104V103H197ZM231 104V103H230ZM230 104H228V106L230 105ZM79 105V104H78ZM128 105H130V104H128ZM175 105H176V103H175ZM181 105V104H180ZM196 105V104H195ZM202 105H204V104H202ZM223 105H225V104H223ZM241 105V104H240ZM256 105V104H255ZM58 106V105H57ZM63 107L65 106V105H62ZM100 106V105H99ZM124 106V105H123ZM138 106V107H139ZM158 106H160V105H158ZM235 106V105H234ZM234 106H232L231 108H233ZM259 106V105H258ZM55 107V108H54ZM62 107V108H63ZM152 107V106H151ZM171 107V106H170ZM237 107H239V106H237ZM253 107H255V106H253ZM1 108V107H0ZM9 108V109H8ZM14 108V107H13ZM100 108H102V107H100ZM118 108H120L119 106H118ZM123 108V107H122ZM144 108V109H145ZM149 108H150V106H149ZM167 108V107H166ZM178 108H180V107H178ZM243 108V107H242ZM248 108V107H247ZM256 108V107H255ZM72 109H73V107H72ZM75 109V108H74ZM104 110H105V108H103ZM102 109V110H103ZM127 109H128V107H127ZM154 110H155V108H153ZM176 109V108H175ZM189 109V108H188ZM70 110H71V108H70ZM78 110V112H79V109H75V111H77ZM85 110V109H84ZM101 110V111H102ZM130 110H131V108H130ZM151 110H152V108H151ZM184 110H187V109H184ZM217 110V109H216ZM229 110V109H228ZM261 110V109H260ZM263 110H264V108H263ZM62 111H64V110H62ZM96 111H97V109H96ZM111 111V110H110ZM121 111V110H120ZM119 111V112H120ZM143 111V110H142ZM180 111V110H179ZM191 111V110H190ZM189 111V112H190ZM206 111V110H205ZM226 111V110H225ZM224 111V112H225ZM230 111V110H229ZM232 111V110H231ZM230 111V112H231ZM60 113H61V111H59ZM73 112V113H72ZM72 112L70 113V114H73L75 117H76V114H74V113H76V112H74L73 110H72ZM107 112H109V110H107ZM117 112V111H116ZM145 113H148L147 111H144ZM151 112V111H150ZM166 112V111H165ZM169 112H171L170 110H169ZM185 112H187V111H185ZM185 112L183 111V113L185 114ZM193 112H195V111H193ZM208 111H206V113H207ZM224 112H223V116H224ZM233 112V111H232ZM68 113V114H69ZM80 113V112H79ZM152 113H154V112H152ZM56 114H58V113H56ZM62 114V113H61ZM70 114H69V116H70ZM78 114V113H77ZM85 114V113H84ZM108 114H110V113H108ZM114 114V113H113ZM121 114H122V112H120V115H118V116H120L121 117ZM131 114V113H130ZM130 114H129V116H130ZM160 114V113H159ZM180 114H182V113H180ZM187 114H189L188 112H187ZM191 114V113H190ZM189 114V115H190ZM212 114V113H211ZM215 114V113H214ZM217 114H218V111H217ZM222 114V113H221ZM221 114H219V115H221ZM226 114V113H225ZM228 114V113H227ZM247 114V113H246ZM60 115V114H59ZM95 115L97 116V114H96V112H95ZM104 115H106V114H103V117H104ZM155 115V114H154ZM183 115V114H182ZM197 115H199L198 113H197ZM200 115H202V113L200 114ZM207 115V114H206ZM231 115H234V113H231ZM237 115V114H236ZM235 115V116H236ZM242 115V114H241ZM56 116V115H55ZM61 116V115H60ZM64 116H66V115H64ZM72 116V115H71ZM70 116V117H71ZM78 116V115H77ZM115 116V115H114ZM123 116H125V114L123 115ZM126 116H128V115H126ZM188 116V115H187ZM208 116V115H207ZM207 116H204V117H207ZM212 116H214L213 114H212ZM211 115L210 116H208L209 118H213ZM216 116H218V115H216ZM238 116V115H237ZM62 117V116H61ZM60 117V118H61ZM75 117H73V118H75ZM101 117H102V115H101ZM100 117V118H101ZM164 117V116H163ZM193 117V116H192ZM215 117V116H214ZM240 117V116H239ZM95 118V117H94ZM97 118V117H96ZM106 118V117H105ZM118 119H119V117H117ZM116 118V119H117ZM124 118V117H123ZM123 118H122V120H123ZM130 118H132V119H130ZM178 118V117H177ZM191 118V117H190ZM198 118H200V117H198ZM197 118V119H198ZM202 118V117H201ZM209 118H208V120H209ZM218 118V117H217ZM216 118V119H217ZM220 118V117H219ZM218 118V119H219ZM222 118V117H221ZM223 118H225V116L223 117ZM233 118V117H232ZM254 118V117H253ZM58 119V118H57ZM62 119V118H61ZM71 119V118H70ZM103 119V118H102ZM121 119V118H120ZM127 119H128V117H127ZM126 119V117H125V120L123 121V123H125V121L127 120ZM155 119V118H154ZM168 119V118H167ZM179 119V118H178ZM182 119V118H181ZM180 119V120H181ZM193 119V118H192ZM203 119V121H204V118H202ZM207 119V118H206ZM214 119V118H213ZM56 120V119H55ZM59 120V119H58ZM80 120V119H79ZM78 120V121H79ZM93 120V119H92ZM110 120V119H109ZM121 120V121H122ZM147 120V119H146ZM151 120V119H150ZM159 120V119H158ZM157 119H155L154 121L156 122V121H158ZM161 120V119H160ZM163 120V119H162ZM208 120H206V121H208ZM215 120V119H214ZM226 120H228L227 118H226ZM61 121V120H60ZM65 121V120H64ZM86 121V120H85ZM95 121V120H94ZM120 121V122H121ZM164 121V120H163ZM169 121V120H168ZM174 121V120H173ZM183 121L185 122V120L183 119ZM58 122V121H57ZM73 123L74 122H76L75 120L74 121H72ZM89 122V121H88ZM111 122V121H110ZM113 122V121H112ZM151 122L153 123V120H151ZM153 123V124H156V123ZM169 122H172V119L169 121ZM177 122V121H176ZM189 122V121H188ZM187 122V123H188ZM195 122V121H194ZM208 122H212V120H209ZM207 122V123H208ZM215 122V121H214ZM62 123H63V121H62ZM114 123V122H113ZM148 123H150L149 121L147 122V125H144V126H148L149 124ZM160 124L162 123V121H160L159 122ZM163 123H165V122H163ZM166 123H168V122H166ZM181 123V122H180ZM180 123L178 122V124L180 125ZM183 123V122H182ZM191 123H192V121H191ZM206 123V122H205ZM216 123H218V122H216ZM58 124V123H57ZM66 124L68 125V123L66 122ZM80 124V123H79ZM88 124V123H87ZM100 124V123H99ZM116 124V123H115ZM129 125V123H127V121H126V123H125V125ZM145 124H146V122H145ZM151 124V123H150ZM204 124V123H203ZM64 125V124H63ZM63 125H62V128H63ZM82 125V124H81ZM80 125V126H81ZM92 125H94V124H92ZM117 125H118V122H117ZM120 125H121V123H120ZM170 125V124H169ZM168 125V128L170 129V126H173V125H176L177 126V124H173V125H170L169 126ZM183 125V124H182ZM199 125V124H198ZM217 125V124H216ZM264 125V124H263ZM70 126V125H69ZM114 126V125H113ZM116 126V125H115ZM152 126V125H151ZM150 125H149V128L151 127ZM156 126H158V125H156ZM155 125H154V127H156ZM159 126H161V125H159ZM163 126V125H162ZM187 126V125H186ZM208 126H210V125H208ZM211 126H214V125H211ZM65 127H67V126H65ZM64 127V128H65ZM84 127V126H83ZM117 127V126H116ZM115 127V128H116ZM165 127V126H164ZM164 127H162V128H164ZM178 127V126H177ZM180 127H181V125H180ZM179 127V128H180ZM185 127V126H184ZM194 127V126H193ZM202 127V126H201ZM206 127V126H205ZM63 128V129H64ZM104 128V127H103ZM120 128H122V127H120ZM119 128V129H120ZM124 128V127H123ZM123 128L121 129L122 131H123ZM127 128V127H126ZM125 128V129H126ZM153 128V127H152ZM158 128V127H157ZM161 128V127H160ZM181 128H183V126L181 127ZM192 128V127H191ZM60 129V128H59ZM84 129H88V127L87 128H85L84 127ZM143 129V128H142ZM165 129H167L166 127H165ZM174 129V128H173ZM172 129V130H173ZM186 129V128H185ZM208 129V128H207ZM210 129V128H209ZM66 130V129H65ZM68 130H70V128L68 129ZM83 130V128L81 129V131ZM103 130H105V129H103ZM121 130H120V132H121ZM127 130V129H126ZM144 130V129H143ZM158 130V129H157ZM172 130H169V131H171L172 132ZM211 130V129H210ZM212 130H214L213 128H212ZM57 131H58V128H57ZM61 131H64V130H61ZM84 131V130H83ZM89 131H91V128H90V130ZM93 131V130H92ZM98 131V130H97ZM145 131H146V128H145ZM147 131H148V129H147ZM164 131V130H163ZM177 131H179V130H177ZM181 131H182V129H181ZM187 131H188V127H187ZM201 131H203V130H201ZM209 131V130H208ZM70 132H72V131H70ZM86 132V131H85ZM160 132H162V131H160ZM165 132V131H164ZM164 132H162V133H164ZM176 132V131H175ZM180 132V131H179ZM196 132V131H195ZM61 133V132H60ZM66 133V132H65ZM81 133V132H80ZM80 133H79V135H80ZM90 133V132H89ZM147 133V132H146ZM166 133V132H165ZM170 133V132H169ZM169 133H167V134H169ZM55 134V133H54ZM58 134V133H57ZM64 134V133H63ZM78 134V133H77ZM166 134V135H167ZM171 134V133H170ZM188 134V133H187ZM192 134V133H191ZM190 134V135H191ZM61 135V134H60ZM66 135L68 136V135H70V134H67L66 133ZM73 135V134H72ZM110 135H113V133L112 134H110ZM174 135H177V134H174ZM180 135H183V134H181L180 133ZM193 135H196V134H193ZM71 136V135H70ZM93 136V135H92ZM113 136H115V135H113ZM113 136H111V137H113ZM150 136V135H149ZM75 137V136H74ZM74 137H73V140H74ZM79 137V136H78ZM85 137V136H84ZM101 137V136H100ZM151 137V136H150ZM188 137H189V135H188ZM196 137H199L198 135L196 136ZM57 138H59V136L57 137ZM152 138V137H151ZM171 138H173V137H171ZM70 139H72V138H70ZM75 139H76V137H75ZM146 139H149L148 137L146 138ZM152 139H155V138H152ZM151 139V141H153ZM157 139V138H156ZM159 139V138H158ZM162 139V138H161ZM72 140V142H73V144H74V141ZM84 140V139H83ZM111 140V139H110ZM113 140V139H112ZM166 140V139H165ZM169 140V139H168ZM179 140V139H178ZM186 140V139H185ZM190 140H191V138H190ZM264 140V139H263ZM96 141H101V139H97V138H91V141L89 140V143L92 145L94 142H96ZM148 141V140H147ZM150 141V142H151ZM156 141V140H155ZM167 141V140H166ZM170 142H171V139L169 140ZM193 141V140H192ZM61 142V141H60ZM70 142V141H69ZM87 142V141H86ZM85 142V143H86ZM118 142V141H117ZM161 142H163V140L161 141ZM160 142V143H161ZM197 142H199L198 140H197ZM196 142V143H197ZM62 143V142H61ZM78 143V142H77ZM152 143H154V142H152ZM157 143H159L158 141H157ZM157 143H155V144H157ZM172 143V142H171ZM259 143H261V142H259ZM60 144V143H59ZM66 144V143H65ZM192 144V143H191ZM262 144H263V142L261 143V146H262ZM78 145V144H77ZM87 145V144H86ZM166 145V144H165ZM88 146V145H87ZM109 146V145H108ZM120 146V145H119ZM178 146V145H177ZM185 146V145H184ZM264 146V145H263ZM60 147V146H59ZM69 147V146H68ZM85 147V146H84ZM118 147V146H117ZM173 147V146H172ZM176 147V146H175ZM181 147V146H180ZM183 147V146H182ZM190 147V146H189ZM58 148V147H57ZM64 148V147H63ZM161 148H162V150H163V147L161 146ZM168 148H170V146L168 147ZM65 149V148H64ZM115 149V148H114ZM261 149V148H260ZM76 150V149H75ZM176 150V149H175ZM261 150H263V149H261ZM260 150V152H262ZM79 151H80V149H79ZM84 151V150H83ZM172 151V150H171ZM178 151H180V150H178ZM182 151V150H181ZM60 152V151H59ZM164 152H166L165 150H164ZM62 153V152H61ZM80 153H81V151H80ZM85 153V152H84ZM112 153V152H111ZM118 153V152H117ZM168 153V152H167ZM171 153V152H170ZM54 154V153H53ZM86 154H87V152H86ZM169 154V153H168ZM258 154H260V153H258ZM64 155V154H63ZM254 155V154H253ZM256 155V154H255ZM110 156H111V154H110ZM260 156V155H259ZM262 156V155H261ZM42 158L46 163H45V165H44V167L46 166V165H48L49 166V168H47V169H45L44 167L41 169V168H39V167H37L35 164H34V161L37 159V158ZM88 157V156H87ZM234 157V156H233ZM255 158V157H254ZM258 158V157H257ZM262 158V157H261ZM74 159V158H73ZM116 159L118 160V158L116 157ZM119 159H121V158H119ZM236 160V159H235ZM255 161H256V158L254 159ZM259 160H260V158H259ZM262 160V159H261ZM123 161V160H122ZM230 160H228L227 162H229ZM239 161H241V160H239ZM253 161V160H252ZM252 161H250V162H252ZM120 161H118V163H119ZM71 163V162H70ZM223 163H225V162H223ZM246 163V162H245ZM249 163V162H248ZM256 163H258V160H257V162ZM255 163V164H256ZM217 164V163H216ZM250 164V163H249ZM254 164V163H253ZM254 164V166H256ZM259 164H260V162H259ZM251 166H252V163L250 164ZM249 165V166H250ZM70 166V165H69ZM119 166V165H118ZM244 166H246V165H244ZM250 166V167H251ZM258 166V165H257ZM71 167V166H70ZM115 167V166H114ZM236 167V166H235ZM238 167H239V165H238ZM229 168V167H228ZM233 168H234V166H233ZM72 169V168H71ZM119 168H117L116 170H118ZM239 169V168H238ZM237 169V170H238ZM250 169V168H249ZM248 169V170H249ZM111 170V169H110ZM115 170V171H116ZM235 170V169H234ZM240 170H242V169H240ZM244 170V169H243ZM247 170V171H248ZM257 170V169H256ZM230 171V170H229ZM232 171V170H231ZM253 171V170H252ZM255 171V170H254ZM233 172H235V171H233ZM241 172V171H240ZM249 172H250V170H249ZM99 174L101 173V172H98ZM224 173H225V171H224ZM243 173V172H242ZM253 173V172H252ZM233 174V173H232ZM245 174H246V172H245ZM261 174V173H260ZM101 175H103V174H101ZM110 175H111V177H113L112 176V174L110 173ZM113 175H115L114 173H113ZM117 175V174H116ZM223 174H221V177H224V176H222ZM243 175H244V173H243ZM104 176V175H103ZM107 176V175H106ZM217 176V175H216ZM230 176V175H229ZM245 176V175H244ZM105 177V176H104ZM108 177V176H107ZM233 177H235V179L236 180H238L237 178H236V176H233ZM239 177H240V175H239ZM249 177H251V175H249ZM252 177H253V174H252ZM255 177V176H254ZM114 178H115V176H114ZM217 178H218V176H217ZM99 179V178H98ZM105 179H107V178H105ZM110 179H112V178H110ZM215 179V178H214ZM222 179V178H221ZM232 179V178H231ZM234 179V178H233ZM240 179V181H243L242 179H244V178H242V176H241V178H239ZM251 179V178H250ZM249 179V180H250ZM262 179V178H261ZM72 180H73V178H72ZM78 180V179H77ZM100 180H102V179H100ZM113 180V179H112ZM225 180H226V182L225 183H227L228 181H227V179L225 178ZM248 180V179H247ZM260 180V179H259ZM85 181V180H84ZM220 181V180H219ZM222 182H223V180H221ZM232 182H235V181H233V180H231ZM244 181H246V179L244 180ZM264 181V180H263ZM218 182V181H217ZM221 182V185L223 184ZM230 182V181H229ZM229 182H228V184H229ZM238 182V181H237ZM250 182V181H249ZM75 183V182H74ZM109 183V182H108ZM243 183V182H242ZM58 184V183H57ZM218 184V183H217ZM230 184H231V182H230ZM235 184V183H234ZM246 184V183H245ZM257 184V183H256ZM260 184V183H259ZM77 185V184H76ZM84 185V184H83ZM93 185V184H92ZM219 185H220V183H219ZM218 185V186H219ZM225 185V184H224ZM238 185V184H237ZM240 185H241V183H240ZM240 185H238L237 187H239ZM99 186V185H98ZM111 186V185H110ZM223 186V185H222ZM225 186H227V185H225ZM232 186H233V184H232ZM242 186V185H241ZM253 186V185H252ZM256 186V185H255ZM262 186H264V185H262ZM59 187V186H58ZM82 187V186H81ZM258 187V186H257ZM76 188V187H75ZM82 188H84V187H82ZM225 187H223L222 189H224ZM226 188H228L229 189V187H226ZM261 187H259V189H260ZM58 189V188H57ZM61 189V188H60ZM68 189V188H67ZM109 189V188H108ZM112 189V188H111ZM118 189V188H117ZM134 189H136V188H134ZM218 189V188H217ZM221 189V190H222ZM240 189H241V187H240ZM244 189V188H243ZM258 189V190H259ZM72 190V189H71ZM256 190V189H255ZM39 191V190H38ZM130 191V190H129ZM60 192V191H59ZM66 192V191H65ZM74 192V191H73ZM110 192H112V191H110ZM223 192V191H222ZM222 192H221V194H222ZM238 192V191H237ZM242 192H244V191H242ZM259 192H260V190H259ZM262 192V191H261ZM41 193V192H40ZM62 193V192H61ZM97 193V192H96ZM105 193V192H104ZM115 193V192H114ZM234 193H236V191L234 192ZM241 193V192H240ZM26 194V193H25ZM52 194V193H51ZM107 194V193H106ZM113 194V193H112ZM224 194V193H223ZM230 194V193H229ZM228 194V195H229ZM237 194V193H236ZM239 194V193H238ZM237 194V195H238ZM246 194H248V193H246ZM260 194V193H259ZM258 194V195H259ZM24 195V194H23ZM45 195V194H44ZM57 195V194H56ZM55 195V196H56ZM98 195H99V193H98ZM207 195H208V193H207ZM217 195V194H216ZM218 195H220L219 193H218ZM231 195V194H230ZM260 195H262V197L264 198V196H263V192H262V194H260ZM59 196V195H58ZM61 196V195H60ZM62 196H64V195H62ZM68 196V195H67ZM106 196V195H105ZM120 196V195H119ZM118 196V197H119ZM122 196V195H121ZM128 196V195H127ZM209 196V195H208ZM227 196V195H226ZM225 196V197H226ZM234 196H236V195H234ZM76 197V196H75ZM81 197V196H80ZM86 197V196H85ZM110 197V196H109ZM204 197V196H203ZM231 197H233V196H231ZM242 197H244V196H242ZM261 197V198H262ZM14 198V197H13ZM25 198V197H24ZM56 198H57V196H56ZM112 198V197H111ZM116 198V197H115ZM120 198V197H119ZM124 198V197H123ZM197 198V197H196ZM216 198V197H215ZM218 198V197H217ZM224 198V197H223ZM226 198H229V197H226ZM225 198V199H226ZM260 198V197H259ZM258 198V199H259ZM261 198H260V200H261ZM11 199V198H10ZM49 199V198H48ZM74 200L76 199V198H73ZM103 199V198H102ZM101 199V200H102ZM108 199V198H107ZM117 199V198H116ZM207 199V198H206ZM205 199V200H206ZM209 199H210V197H209ZM220 199H222V198H220ZM219 199V200H220ZM247 199H249V198H247ZM251 199V198H250ZM9 200V199H8ZM28 200V199H27ZM30 200H32V198L30 199ZM60 200V199H59ZM63 200V199H62ZM114 200V199H113ZM183 200V199H182ZM223 200V199H222ZM240 200V199H239ZM238 200V201H239ZM263 200V199H262ZM68 201V200H67ZM66 201V202H67ZM71 201V200H70ZM93 201V200H92ZM104 202H105V200H103ZM102 201V202H103ZM184 201V200H183ZM182 201V202H183ZM186 201V200H185ZM203 201V200H202ZM216 201V200H215ZM221 201V200H220ZM224 201V200H223ZM227 201V200H226ZM27 202V201H26ZM28 202H30V201H28ZM76 202H77V199H76ZM87 202V201H86ZM96 202V201H95ZM102 202H100L101 204H102ZM109 202V201H108ZM114 202H115V200H114ZM113 202V203H114ZM121 202H123V201H121ZM210 202V201H209ZM231 202L233 203V200H231ZM230 202V203H231ZM263 202V201H262ZM14 203H16V201L14 202ZM22 203V202H21ZM20 203V204H21ZM57 203V202H56ZM79 202H77L76 204H78ZM107 203V202H106ZM117 203V202H116ZM201 203V202H200ZM203 203V202H202ZM218 203V202H217ZM220 203V202H219ZM222 203V202H221ZM228 203V202H227ZM253 203V202H252ZM256 203V202H255ZM1 205H0V219H2L3 217H5L6 219H7V217L8 218H15V219H17V217L19 216V210L18 209H14V204L11 206V207H13V209L12 208H7V207H5L4 206V204L3 203H0ZM2 204H3V206H2ZM10 204V203H9ZM17 204H19V203H17ZM23 204V203H22ZM21 204V205H22ZM48 204H49V202H48ZM71 203H69V205H70ZM74 204V203H73ZM108 205H109V203H107ZM112 204V203H111ZM168 204V203H167ZM171 204V203H170ZM173 204V203H172ZM180 204V203H179ZM186 204V203H185ZM196 204H197V202H196ZM206 204V203H205ZM209 204V203H208ZM236 204V203H235ZM238 204V203H237ZM246 204V203H245ZM254 204V203H253ZM16 205V204H15ZM21 205H20V207H21ZM24 205H26V204H24ZM30 205H34V200H33V204H30ZM62 205H63V203H62ZM84 205V204H83ZM118 205H121V203L120 204H118ZM174 205V204H173ZM176 205H178V204H176ZM181 205V204H180ZM198 205V204H197ZM224 205V204H223ZM225 205H226V203H225ZM251 205V204H250ZM18 206V205H17ZM27 206V205H26ZM68 206V205H67ZM137 206V205H136ZM152 206V207H151ZM168 206H169V204H168ZM209 206V205H208ZM207 205H206V208H209ZM218 207H216L217 209L221 206L220 204L219 205H217ZM252 206V205H251ZM79 207V206H78ZM115 206L113 205V207H112V205H110V208H114ZM116 207H117V205H116ZM121 207V206H120ZM120 207H117V208H114L115 210L116 209H119ZM126 207H129V206H127L126 205ZM201 207H202V205H201ZM212 207V206H211ZM17 208H19V207H17ZM60 208V207H59ZM99 208V207H98ZM103 208H105V205H104V207ZM107 208V207H106ZM124 208H125V204H124ZM142 208V207H141ZM140 208V209H141ZM150 208H148V209H150ZM166 208V207H165ZM170 208V207H169ZM189 208V207H188ZM192 208V207H191ZM195 208V207H194ZM203 208V207H202ZM213 208V207H212ZM223 208H225L226 209V207H223ZM230 208H232V205H231V207ZM234 208V207H233ZM241 208H243V207H241ZM244 208L246 209V207L244 206ZM28 209V208H27ZM85 209V208H84ZM88 209V208H87ZM97 209V208H96ZM129 209V208H128ZM130 209H134V207H131ZM128 210V211H136L137 213H139L138 211H140V213H139V215H141L142 216V214H143V212L141 211V210H136V208L134 209V210ZM147 209V208H146ZM148 209H147V211H148ZM171 209V208H170ZM177 209H179V208H177ZM185 209V208H184ZM204 209H205V206H204ZM211 209V208H210ZM214 209V208H213ZM228 209H229V207H228ZM227 209V210H228ZM244 209V210H245ZM26 210V209H25ZM24 210V211H25ZM63 210V209H62ZM99 210V209H98ZM107 210H109L108 208H107ZM106 210V211H107ZM112 210V209H111ZM114 210V211H115ZM124 210V209H123ZM144 210V209H143ZM155 210V209H154ZM172 210H173V208H172ZM182 210V209H181ZM187 210V209H186ZM193 210V209H192ZM207 210V209H206ZM209 210V209H208ZM208 210L206 211L207 213L206 214H208ZM222 210V209H221ZM224 210V209H223ZM252 210V209H251ZM29 211V210H28ZM27 211V212H28ZM32 211V210H31ZM117 211V210H116ZM119 211V210H118ZM117 211V212H118ZM121 211H122V209H121ZM164 212H165V210H163ZM174 211V210H173ZM183 211H185V210H183ZM195 211V210H194ZM193 211V212H194ZM197 211V210H196ZM199 211V210H198ZM258 211H260V210H258ZM120 212V211H119ZM124 212V211H123ZM123 212H121V214L122 215H125L126 214V212H127V208L125 209V213L123 214ZM146 212V211H145ZM155 212H157L156 210H155ZM162 212V211H161ZM204 212V211H203ZM229 212V211H228ZM237 212V211H236ZM246 212V211H245ZM255 212H257V211H255ZM255 212H254V210H253V215L255 214ZM264 212V211H263ZM35 213V212H34ZM62 213V212H61ZM134 213V212H133ZM142 213V214H141ZM147 213V212H146ZM150 213H152L151 212V210H150ZM150 213H149V215H150ZM195 213V212H194ZM221 213V212H220ZM224 213V212H223ZM239 213V212H238ZM252 213V212H251ZM27 214V213H26ZM36 214H38L37 212H36ZM52 214V213H51ZM121 214H119V215H121ZM160 215H159V217L160 216H163V215H161V213H159ZM165 214V213H164ZM167 214V213H166ZM165 214V215H166ZM175 214V213H174ZM173 214V215H174ZM180 214V213H179ZM190 214V213H189ZM205 214V215H206ZM248 213H246V215H247ZM250 214V213H249ZM261 214V213H260ZM22 215V214H21ZM79 215V214H78ZM87 215V214H86ZM111 215V214H110ZM127 215V214H126ZM145 214H143V216H144ZM149 215H145L146 217L148 216L149 217ZM154 215H156V214H154ZM164 215V216H165ZM224 215V214H223ZM244 215V214H243ZM253 215H251V216H253ZM83 216V215H82ZM142 216V217H143ZM144 216V217H145ZM163 216V217H164ZM166 216H169V215H166ZM188 216V215H187ZM202 216V215H201ZM219 216V215H218ZM226 216V215H225ZM230 216V215H229ZM233 216V215H232ZM256 216V215H255ZM257 216H259V215H257ZM27 217V216H26ZM29 217V216H28ZM87 217V216H86ZM117 217V216H116ZM125 217V216H124ZM130 217V216H129ZM146 217H145V219H146ZM147 217V218H148ZM157 217V216H156ZM158 217V219H163V218H159ZM177 216H176V214L174 215V218H176ZM180 217H181V215H180ZM191 217V216H190ZM189 217V218H190ZM198 217V216H197ZM211 218H212V216H210ZM220 217V216H219ZM19 218V217H18ZM25 218V217H24ZM92 218V217H91ZM96 218V217H95ZM118 218V217H117ZM120 218H123V217H120ZM150 218V217H149ZM181 218H183V217H181ZM184 218H186V217H184ZM193 218H195V217H193ZM199 218V217H198ZM207 218H209L208 216H207ZM230 219V217H227V219ZM241 218L243 219V217L241 216ZM264 218V217H263ZM6 219H5V222H6ZM26 219V218H25ZM90 219V218H89ZM126 220V218H123V220ZM128 219V218H127ZM166 219H173V218H166ZM188 219V218H187ZM190 219H192V218H190ZM189 219V220H190ZM258 219H260V217L258 218ZM74 220V219H73ZM86 220V219H85ZM147 220H150V219H147ZM175 220H178V218H176ZM203 220V219H202ZM210 220V219H209ZM213 220V219H212ZM212 220H210L211 222H212ZM246 219L244 218V221H245ZM255 220V219H254ZM253 220V221H254ZM261 220V219H260ZM2 221H3V219H2ZM17 221V220H16ZM37 221V220H36ZM96 221V220H95ZM122 220H120L119 219V221L117 220V221H109V220H106V219H99L98 220V224L100 223V227L102 228V229H104V232H105V230L106 229H108V228H110L111 226H113L114 228H117L116 230H120L124 225H125V221L123 222H121ZM151 221H154L153 219L151 220ZM156 221L157 220H155V223H156ZM161 223H162V221L163 220H159ZM170 221V220H169ZM187 221V220H186ZM185 221V222H186ZM204 221H205V219H204ZM219 221H220V219H219ZM228 221V220H227ZM233 221V220H232ZM252 221V220H251ZM126 222H130V220L129 221H127L126 220ZM159 222V223H160ZM172 222H174V221H172ZM171 222V223H172ZM176 222V221H175ZM190 222H191V220H190ZM196 222V221H195ZM194 222V223H195ZM198 222H200V221H198ZM218 222V221H217ZM249 222H250V220H249ZM248 222V223H249ZM7 223H9V221L7 222ZM6 223V224H7ZM51 223V222H50ZM154 223V222H153ZM158 223V222H157ZM156 223V224H157ZM158 223V224H159ZM164 223V222H163ZM169 224V225H172V224ZM179 223V222H178ZM220 223V222H219ZM219 223H217V224H219ZM223 223H224V221H223ZM262 223H264V222H262ZM3 224H5V223H3ZM9 224H11V223H9ZM17 224V223H16ZM75 224H76V221H75ZM84 224H85V222H84ZM130 224H132V223H130ZM149 224H150V221H149ZM190 224V223H189ZM193 223H191L190 224V226L192 225ZM203 224V223H202ZM211 224V223H210ZM216 224V225H217ZM221 224H222V222H221ZM13 225V224H12ZM86 225V224H85ZM128 225H129V223H128ZM128 225H127V227H128ZM151 225V224H150ZM166 225V224H165ZM173 225H175V224H173ZM183 225V224H182ZM187 225V224H186ZM195 225H196V223H195ZM220 225V224H219ZM226 225H227V223H226ZM231 226H232V223L230 224ZM251 225V224H250ZM259 225H262L261 223L259 224ZM2 226V225H1ZM9 226V225H8ZM7 226V227H8ZM17 226H19L18 224H17ZM34 226L37 228L36 230H37V232L40 234H43V235H41L42 237H45L46 235H45V230H44V227H43V224H41L40 222H38L37 221V223H34ZM82 226V225H81ZM132 226H134V225H132ZM188 226V225H187ZM202 226H205V225H202ZM213 226H215V225H213ZM240 226V225H239ZM241 226H243V225H241ZM246 226V225H245ZM248 226V225H247ZM264 226V225H263ZM5 228H6V226H4ZM4 227H3V229H4ZM59 227V226H58ZM113 227H111V231H113ZM157 227V226H156ZM170 227V226H169ZM193 227H195L196 228V226H193ZM192 227V228H193ZM197 227H198V225H197ZM200 227V226H199ZM216 227V226H215ZM227 227V226H226ZM255 227V226H254ZM2 228V227H1ZM53 228V227H52ZM83 228V227H82ZM124 228V227H123ZM122 228V229H123ZM133 228V227H132ZM161 228V227H160ZM173 228V227H172ZM189 228V227H188ZM203 228V227H202ZM201 228V229H202ZM210 228H211V226H210ZM223 228H224V226H223ZM222 228V229H223ZM228 228V227H227ZM230 228V227H229ZM232 228V227H231ZM239 228V227H238ZM251 228V227H250ZM257 228H260V227H258L257 226ZM263 228V227H262ZM75 229V228H74ZM162 229H163V227H162ZM161 229V230H162ZM165 229V228H164ZM167 229H168V226H167ZM179 229V228H178ZM204 229V228H203ZM213 229V228H212ZM233 229H235V228H233ZM252 229H253V225H252ZM10 230H13V229H11L10 228ZM58 230V229H57ZM63 230V229H62ZM126 230V229H125ZM157 230H159V229H157ZM166 230V229H165ZM174 230V229H173ZM172 230V232H174ZM184 230V229H183ZM189 230V229H188ZM199 229H197V232H199L198 231ZM205 230V229H204ZM211 230V229H210ZM210 230H209V232H210ZM226 229H224V231H225ZM249 230H251V229H249ZM3 231H5V230H3ZM17 231V230H16ZM85 231H87V230H85ZM94 231V230H93ZM110 231V229H109V231H106V232H111ZM137 231H138V229H137ZM151 231H152V229H151ZM179 232L181 231V230H178ZM177 231V232H178ZM193 231V230H192ZM196 231V230H195ZM222 231V230H221ZM230 231V230H229ZM239 231V230H238ZM2 232V231H1ZM10 232V231H9ZM33 232V231H32ZM188 232V231H187ZM191 232V231H190ZM197 232H194V233H196L197 234ZM204 232H206V231H204ZM220 232V231H219ZM248 232V231H247ZM247 232H246V234H247ZM256 232V231H255ZM254 231L252 232V233H255ZM3 233V232H2ZM5 233V232H4ZM6 233H7V230H6ZM11 233H14V232H11ZM10 233V234H11ZM56 233V232H55ZM85 233V232H84ZM87 233H90L89 231L87 232ZM101 233V232H100ZM99 233V234H100ZM129 233V232H128ZM137 233V232H136ZM140 233V232H139ZM159 233V232H158ZM168 233H169V231H168ZM201 233V232H200ZM199 233V234H200ZM222 233V232H221ZM224 233V232H223ZM236 233V232H235ZM258 233V232H257ZM260 233V232H259ZM16 234H18V233H16ZM19 234H21V233H19ZM24 234V233H23ZM47 234H48V232H47ZM69 234V233H68ZM138 234V233H137ZM163 234V233H162ZM177 234H179V233H177ZM198 234V235H199ZM206 234V233H205ZM220 234V233H219ZM228 234H231V232L230 233H228ZM234 234V233H233ZM243 234V233H242ZM8 235V234H7ZM13 235H15V233L13 234ZM85 235V234H84ZM94 235V234H93ZM98 235V234H97ZM124 235V234H123ZM131 235V234H130ZM135 235V234H134ZM173 235V234H172ZM174 235H175V233H174ZM185 235V234H184ZM187 235V234H186ZM185 235V236H186ZM197 235V236H198ZM203 235V234H202ZM239 234H237V236H238ZM2 236H4V235H2ZM10 236H12V235H10ZM30 236H32V235H30ZM34 236V235H33ZM58 236V235H57ZM77 236V235H76ZM86 236V235H85ZM92 235H90V237H91ZM126 236V235H125ZM164 236V235H163ZM176 236V235H175ZM180 236V235H179ZM183 236V235H182ZM217 236V235H216ZM231 236V235H230ZM234 236V235H233ZM236 236V235H235ZM254 236V235H253ZM256 236V235H255ZM259 236H260V234H259ZM0 237H1V235H0ZM13 237V236H12ZM15 237V236H14ZM20 237V236H19ZM24 237V236H23ZM117 237V236H116ZM122 237V236H121ZM167 237V236H166ZM168 237H170V235L168 236ZM172 237V236H171ZM184 237V236H183ZM187 237H189V236H187ZM196 237V236H195ZM218 237V236H217ZM244 237V236H243ZM10 238V237H9ZM54 238V237H53ZM71 238V237H70ZM83 238V237H82ZM91 238H93V237H91ZM98 238V237H97ZM101 238V237H100ZM100 238H98L100 241H103V240H101ZM139 238V237H138ZM141 238V237H140ZM139 238V239H140ZM161 238V237H160ZM164 238V237H163ZM175 238H177L178 240H179V237H175ZM175 238H174V240H175ZM213 238H215V236L213 237ZM226 238V237H225ZM235 238V237H234ZM238 238H240V236L238 237ZM237 238V239H238ZM256 238V237H255ZM264 238V237H263ZM3 239H5L4 237H3ZM2 239V240H3ZM8 239V236H7V238H6V240ZM17 239H18V237H17ZM22 239V238H21ZM28 239V238H27ZM55 239V238H54ZM64 239V238H63ZM69 239V238H68ZM73 239V238H72ZM79 239V238H78ZM84 239V238H83ZM107 239V238H106ZM109 239V238H108ZM107 239V240H108ZM110 239H112V237L110 238ZM119 239V238H118ZM138 239V240H139ZM167 239V238H166ZM172 239H173V237H172ZM177 239H176V242L178 243V241H177ZM182 239V238H181ZM186 239V238H185ZM228 239V238H227ZM226 239V240H227ZM244 239H246L245 237H244ZM248 239H250V235H249V238ZM257 239V238H256ZM255 239V240H256ZM10 240V239H9ZM15 240V239H14ZM81 240V239H80ZM88 240V239H87ZM92 240V239H91ZM95 241H96V237H95V239H94ZM113 240H116L115 238L114 239H112L111 241L113 242ZM128 240V239H127ZM141 240V239H140ZM142 240H144V239H142ZM168 240V239H167ZM205 240H207V239H205ZM228 240H230V239H228ZM236 240V239H235ZM255 240H253V241H255ZM28 241V240H27ZM49 241H50V239H49ZM72 241V240H71ZM74 241V240H73ZM109 241V240H108ZM107 241V242H108ZM130 241L132 242V240L130 239ZM129 241V242H130ZM185 241V240H184ZM203 241V240H202ZM219 241H221V239H219ZM232 241V240H231ZM230 241V242H231ZM248 241V240H247ZM258 242H259V240H257ZM0 242H1V240H0ZM7 242V241H6ZM92 242V241H91ZM94 242V241H93ZM110 242V241H109ZM130 242V243H131ZM143 242H144V244H145V241H142V244H143ZM173 242H175V241H173ZM181 242V241H180ZM211 242V241H210ZM216 242V241H215ZM225 242V241H224ZM240 242V241H239ZM242 242V241H241ZM59 243V242H58ZM75 243V242H74ZM127 243V242H126ZM147 243V242H146ZM182 243V242H181ZM200 243V242H199ZM202 243V242H201ZM229 243V242H228ZM236 243V242H235ZM253 243V242H252ZM261 243V242H260ZM2 244H3V242H2ZM49 244V243H48ZM87 244V243H86ZM89 244V243H88ZM121 244V243H120ZM128 244V243H127ZM132 244H134V243H132ZM168 244V243H167ZM242 244V243H241ZM255 244V243H254ZM257 244V243H256ZM255 244V245H256ZM5 245H6V243H5ZM10 245V244H9ZM24 245V244H23ZM91 245V244H90ZM89 245V246H90ZM96 245V244H95ZM97 245H99V244H97ZM117 245V244H116ZM131 245V244H130ZM135 245V244H134ZM138 245V244H137ZM140 245H141V243H140ZM185 245V247H186V244H184ZM190 245V244H189ZM200 245V244H199ZM214 245V244H213ZM216 245V244H215ZM226 244H224V246H225ZM245 245H246V243H245ZM249 245V244H248ZM247 245V246H248ZM262 245V244H261ZM37 246V245H36ZM44 246V245H43ZM55 246V245H54ZM60 246V245H59ZM100 246H103L102 244L100 245ZM113 246V245H112ZM139 246V245H138ZM156 246V245H155ZM172 246V245H171ZM181 246V245H180ZM191 246H192V244H191ZM206 246V245H205ZM204 246V247H205ZM217 247H218V245H216ZM222 246V245H221ZM233 246L235 247L236 245H234V243H233ZM238 246V245H237ZM250 246V245H249ZM248 246V247H249ZM258 246V245H257ZM14 247V246H13ZM24 247H26V246H24ZM88 247V246H87ZM97 247V246H96ZM96 247H94V248H96ZM108 247V246H107ZM126 247V246H125ZM125 247H122L121 248V250H123V248H125ZM151 247H153L152 245H151ZM158 247H159V245H158ZM162 247V246H161ZM178 247V246H177ZM176 247V248H177ZM188 247V246H187ZM190 247V246H189ZM188 247V248H189ZM200 247V246H199ZM243 247V246H242ZM252 247V246H251ZM260 247V246H259ZM1 248V247H0ZM6 248H8V247H6ZM33 247H31V249H32ZM64 248H65V252H64V257L66 258V261L67 260H69L70 258H72V257H74V256H76L77 255V253L79 252V248L77 247V246H73V245H70V244H66L65 246H64ZM103 248V247H102ZM116 248V247H115ZM118 248H119V246H118ZM137 248V247H136ZM140 248V247H139ZM154 248V247H153ZM187 248V249H188ZM192 248V247H191ZM194 248V247H193ZM201 248V247H200ZM207 248V247H206ZM237 249H238V247H236ZM247 248V247H246ZM252 248H254V247H252ZM21 249V248H20ZM110 249V248H109ZM113 249V248H112ZM117 249V248H116ZM129 249V248H128ZM138 249V248H137ZM202 249V248H201ZM209 249V248H208ZM228 249V248H227ZM226 249V250H227ZM248 249V248H247ZM259 248H257V250H258ZM13 250V249H12ZM15 250V249H14ZM40 250V249H39ZM98 250H99V248H98ZM120 250V251H121ZM125 250V249H124ZM127 250V249H126ZM219 250H222V249H220L219 248ZM225 250V251H226ZM235 250V249H234ZM241 250V249H240ZM249 250V249H248ZM4 251V250H3ZM56 251V250H55ZM84 251V250H83ZM82 251V252H83ZM88 251V250H87ZM94 251V250H93ZM92 251V252H93ZM106 251V250H105ZM113 251H115V250H113ZM128 251V250H127ZM138 251V250H137ZM152 251V250H151ZM154 251V250H153ZM193 251V250H192ZM198 251H200V249L198 250ZM203 251V250H202ZM208 251V250H207ZM216 251V250H215ZM218 251V250H217ZM258 251H260V250H258ZM262 251V250H261ZM260 251V252H261ZM10 252V251H9ZM30 252V251H29ZM28 252V253H29ZM60 252H62V251H60ZM59 252V254H62V253H60ZM81 252V253H82ZM99 252V251H98ZM101 252V251H100ZM132 252H134V250L132 249L131 251H130V253H132ZM156 252V251H155ZM159 252V251H158ZM162 252V251H161ZM174 252V251H173ZM204 252V251H203ZM219 252H222V251H219ZM228 252H229V249H228ZM5 253V252H4ZM45 253V252H44ZM118 253V252H117ZM193 253V252H192ZM217 253V252H216ZM231 253V252H230ZM239 253V252H238ZM253 253V252H252ZM6 254V253H5ZM49 254V253H48ZM52 254V253H51ZM86 254V253H85ZM135 254H136V252H135ZM134 254V255H135ZM142 254V253H141ZM158 254V253H157ZM191 254V253H190ZM202 254V253H201ZM209 254H210V251H209ZM259 254V253H258ZM262 254H263V252H262ZM16 255V254H15ZM30 255H31V253H30ZM37 255V254H36ZM42 255H43V253H42ZM53 255V254H52ZM52 255H48V257L45 259H43L44 260V264H62V262H60L59 260H57V259H54V257L52 256ZM79 255V254H78ZM131 255V254H130ZM133 255V253H132V256H134ZM139 255H140V253H139ZM139 255H138V258H139ZM148 255V254H147ZM151 255V254H150ZM156 255V254H155ZM163 255V254H162ZM166 255H169V254H166ZM204 255V254H203ZM207 254H205V256H206ZM218 255H220L219 253H218ZM217 255V256H218ZM241 255V254H240ZM239 255V256H240ZM250 255V254H249ZM3 256V255H2ZM8 256H9V254H8ZM12 256H13V253H12ZM33 256V255H32ZM38 256V255H37ZM61 256V255H60ZM80 256V255H79ZM106 256V255H105ZM121 256V255H120ZM136 256V255H135ZM159 256H161V255H159ZM164 256V255H163ZM223 256H224V254H223ZM232 256V255H231ZM244 256H245V254H244ZM252 256H253V254H252ZM255 256H257V255H255ZM15 256H13V258H14ZM18 257V256H17ZM57 257V256H56ZM55 257V258H56ZM109 257V256H108ZM129 257V256H128ZM147 257V256H146ZM199 257V256H198ZM207 257V256H206ZM205 257V258H206ZM219 257V256H218ZM238 257V256H237ZM249 257V256H248ZM247 257V258H248ZM16 258V257H15ZM126 258V257H125ZM159 258V257H158ZM166 258V257H165ZM169 258V257H168ZM202 258V257H201ZM229 258V257H228ZM242 258V257H241ZM256 258V257H255ZM4 259V258H3ZM6 259H7V257H6ZM60 259V258H59ZM61 259H63V258H61ZM80 259V258H79ZM86 259V258H85ZM84 259V260H85ZM91 259V258H90ZM131 259V258H130ZM143 259V258H142ZM147 259V258H146ZM163 259V258H162ZM172 259V258H171ZM170 259V260H171ZM213 259V258H212ZM231 259V258H230ZM236 259V258H235ZM246 259V258H245ZM249 259V258H248ZM9 260V259H8ZM7 260V261H8ZM87 260H89V259H87ZM133 260V259H132ZM152 260V259H151ZM159 260V259H158ZM165 260V259H164ZM169 260V259H168ZM208 260V259H207ZM206 260V261H207ZM211 260V259H210ZM224 260V259H223ZM223 260H221V261H223ZM251 260V259H250ZM6 261V262H7ZM71 261V260H70ZM137 261V260H136ZM156 261V260H155ZM173 261V260H172ZM203 261V260H202ZM209 261V260H208ZM212 261V260H211ZM211 261H209V262H211ZM218 261V260H217ZM231 261H232V259H231ZM237 261V260H236ZM243 261H245L246 262V260H243ZM4 262V261H3ZM9 262V261H8ZM31 262V261H30ZM77 262V261H76ZM87 262V261H86ZM163 262H165V261H163ZM176 262V261H175ZM215 262V261H214ZM233 262V261H232ZM231 262V263H232ZM10 263V262H9ZM22 263H23V261H22ZM25 263H26V261H25ZM24 263V264H25ZM41 263H42V261H41ZM63 263H64V261H63ZM84 263V262H83ZM161 263V262H160ZM178 263V262H177ZM213 263V262H212ZM230 263V262H229ZM228 263V264H229ZM239 263H242L241 261L239 262ZM238 263V264H239ZM258 263H259V260H258ZM12 264V263H11ZM20 264H21V262H20ZM73 264H74V262H73ZM88 264V263H87ZM98 264H101V263H98ZM106 264H108V263H106ZM126 264V263H125ZM148 264V263H147ZM150 264V263H149ZM157 264H159V263H157ZM163 264V263H162ZM169 264V263H168ZM175 264V263H174ZM179 264V263H178ZM206 264V263H205ZM211 264V263H210ZM214 264H216V263H214ZM236 264V263H235ZM256 264V263H255ZM260 264H264V263H260Z\"/></svg>",
    "mask_w": 264,
    "mask_h": 264
},
{
    "label": "snow or ice",
    "instance_id": "obj_3",
    "mask_svg": "<svg viewBox=\"0 0 264 264\" xmlns=\"http://www.w3.org/2000/svg\"><path fill=\"white\" fill-rule=\"evenodd\" d=\"M261 6H264V0H261ZM89 7H93L92 5H90ZM83 55H87V51L85 50L83 53ZM45 161L42 158H37L34 161V164L39 167V168H43L45 165ZM57 183L54 181H49V182H41L38 184V190L44 191V192H55L57 190ZM115 194L117 195H132L131 192H128L126 189L121 190V189H114ZM118 239V238H116Z\"/></svg>",
    "mask_w": 264,
    "mask_h": 264
}]
</instances>
